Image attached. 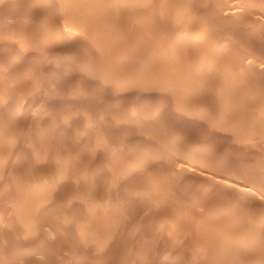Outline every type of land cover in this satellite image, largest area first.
Listing matches in <instances>:
<instances>
[{
	"label": "rangeland",
	"instance_id": "obj_1",
	"mask_svg": "<svg viewBox=\"0 0 264 264\" xmlns=\"http://www.w3.org/2000/svg\"><path fill=\"white\" fill-rule=\"evenodd\" d=\"M12 1L13 2H17L16 0H11V1L10 0H0V234H4L5 235V237H4V235L0 236V262H3V264H9V262H10V264H36V261L38 262L37 264H44V263L45 264H60V263L61 264H67V263L70 264V262H71V264H76V262H78L77 264H83V263L84 264H91V263H93V264H102L101 261L103 260L104 261L103 264H108L109 262H110L109 264H126V263L127 264H130V263L131 264H134V263L135 264H150V263L152 264L154 261H155L154 264H156V263L159 264L160 263L159 262L160 261V257L162 258L163 255L166 256L167 255L166 252H168V249L172 247V250L171 249L169 250V252L171 251V253L168 252V254H173V255H175L174 257H178V258H176L177 263H175V264H179V263L180 264L181 263L182 264L183 263H185V264L186 263L187 264H199V262H200V264H206V263L207 264H211V261L213 259L217 263L219 260L223 261L222 258L225 255H223L222 258H221V255L219 254V252L223 248L224 249L227 248V250L225 249L227 252L223 249L226 252L225 253L226 256L228 255L227 254L228 252L230 254H232V257H230L231 255H228V257L233 258L234 260H232V261L235 262V264L237 262H238L237 264H244L245 263L244 260H246L245 264L249 263V261L252 264H254V262H256L255 264H263L264 263V259H263L264 258L263 257L264 256V250H263L264 249V234H263L264 233V231H263L264 230V187H263V185H264V177H263L264 176V173H263L264 172V149H263L264 148L263 147V145H264V143H263L264 142L263 141V139H264V137H263L264 136V132H263L264 131V128H263V126H264V119H263L264 118V116H263L264 115V108H263L264 107V102H263L264 101V99H263V97H264V94H263L264 93V39H263L264 38V0H181V1L180 0H174V2H173V0H172V2H170L171 0H148V1L147 0L146 1L145 0L144 1L143 0H138L139 4H138L137 0L136 1L133 0V2H131L132 0H111V1L110 0H108V1L104 0L106 2V4L102 0H101V2H99V0H97V2H99L100 4L97 3L96 1H95L96 3L92 2V3H94V4H92L91 3L92 0L91 1L87 0V1H89V4L91 3L90 7L92 8V10L88 6V4L86 6L87 8L85 7L86 10L85 9L84 10L87 11V13H89V15L91 13V17L92 18L88 15L90 17V19L93 20V21H95V19H96L95 22H97V20H98L99 24H104L103 25L104 26V29H103L104 32H102V31L101 32L104 33L105 35L103 34L102 38H104L106 36V33H105L106 30L105 29L109 28V25L107 24V22L108 23L112 22L113 24L111 23L110 26L113 25L112 27L115 28V29L110 27V29H108L107 32L109 31L108 33H115L116 34L117 38L115 37L116 39L114 38L112 40V42H114L116 44V45L114 44L115 46H118V49H120L121 47H122V49L120 51H117L118 53L115 52V54H114V52L111 51L112 48L107 47L105 45L103 46V44L100 45L99 43L103 41L102 38H101L100 30H99L100 33L98 32L97 33L98 36H97L96 29L93 28V27H91L93 29H90V28L88 29L87 28V30H85V33H87L86 31H89L87 34L82 33L81 30L76 28L77 29L76 32L78 33L77 35H79V33H80L81 38L86 36L85 39L83 38L84 40H86V42L84 41L83 42L84 44L83 43H81V44L79 43L78 46L74 47L77 44L73 40L70 43V44L73 43V45H70L68 43H67L68 45L66 44L67 47H66V45H64L68 49H69V46H73V47H70L71 48L70 50H68L69 51L68 52L69 58L67 59L68 56L65 57L66 59L62 57L63 60L66 61V62L64 61L65 63L63 62L61 57H59V55L56 56V53H57L56 52L57 50H55L56 48L55 49H54V47L53 48L51 47L52 49L50 48L51 45L52 46H55V45L54 44H50V42L48 44V42L46 40H47L48 33L50 34V32H52V31L54 32V30L56 29L55 27H57V31H58L57 32L55 30V32H57V34L56 33L55 34L59 35L62 32V30H65L66 26H68L69 28H70V26H72L71 24L68 25L69 22L70 23L73 22L72 24H74L75 17L73 15V18H71L72 17V14H71L72 11L69 12V10H66V9H69V8H71L70 10H72V8H73L71 6L66 8L68 6V4H65V3H68L70 0L69 1L60 0V2L64 1V2H61V3L58 0H53L52 1L53 3L51 2V0H37V1L36 0H18L19 2H17L16 5H14L15 3L13 4ZM31 1H33V2H31ZM74 1H75V3L77 2L76 0H74ZM152 1H154V2H152ZM179 1L181 3H178ZM8 2L11 3L10 6L7 4ZM46 2H48L50 4H48ZM119 2L121 3V5H119L120 4ZM159 2H161V3L163 2V3L161 4ZM175 2L178 3L179 5L176 4ZM62 3H64L65 6L66 5L67 6L65 7L64 4H62ZM71 3H69V4H71ZM110 3H112V4H110ZM114 3H118V4L115 5ZM131 3L132 4L134 3V4L132 5ZM147 3H148V5H147ZM55 4H57V5H55ZM60 4H62L60 7H62V8L65 7L66 9L65 8L64 9L59 8L58 6ZM128 4H130V5H128ZM151 4H153V5H151ZM174 4H175V6H173ZM51 5H53L55 7L52 8ZM171 5L173 6L172 9H171ZM49 6H51L52 9H49ZM150 6H151V8H150ZM190 6L192 7V9H191ZM47 7H48L49 10H51V11L53 10L52 12H54V11L57 12L56 13V19H55V17L51 18V19L50 18L49 19L46 18V17H49V16H46V12L48 10ZM188 7L190 9H188ZM94 8H95L96 11L94 10ZM134 8H135V10H133ZM39 9L41 11H39ZM54 9H56V10H54ZM143 9H144V12H143ZM148 9H150L149 12H148ZM15 10H17V11H15ZM32 10H33V12H32ZM37 10L39 12L43 11L41 13L42 15L39 14V12ZM74 10L75 9H73V11ZM88 10H89V12H88ZM109 10H110V12H109ZM125 10H126V12H125ZM145 10L147 11V13H146ZM187 10L189 12H187ZM35 11L39 15L34 13ZM59 11H61V12H59ZM117 11H118V13H117ZM191 11L194 12V13H191ZM22 12L23 13L24 12H27V13L29 12V14L31 13L32 17H31V19L29 18L30 20L27 19L28 20L27 21V20L24 19L25 21H27V23L29 22L28 24L22 20L24 18V17L23 18L21 17L22 16ZM93 12L96 15L94 14V16H93ZM98 12H99V15H97ZM182 12H183V14H181ZM32 13H34V14H32ZM65 13L67 14V16L70 14L69 16H71V17L65 16L66 15ZM107 14H109L110 17ZM18 15L21 18H17ZM33 15H35V16H33ZM43 15H45L46 17H43ZM58 15H61V16H58ZM103 15H106L108 18L106 16H103ZM180 15H181V17H180ZM40 16H41V18H39ZM95 16H97V17L101 16L102 17V21H100L101 18L99 19V18H97ZM121 16H123V18ZM34 17H35L36 21H31V20H35ZM62 17H63V19H62ZM147 17H148V19H147ZM44 18H46V19H44ZM106 18H107V20H103V19H106ZM144 18H146V19H144ZM40 19H42V20H40ZM43 20H45L47 23L45 21L42 22ZM91 20H89V21L91 22ZM147 20H148V22L146 23ZM37 21H38V23H37ZM52 21H53V23H52ZM103 21H104V23H103ZM31 22H32V24H33V22H35V23L33 25L32 24L30 25ZM61 22H63V24ZM225 22L228 23V25ZM39 23H41V26L45 25L46 28L48 26L49 27L51 26V27L45 29V27H41ZM141 23H142V25H141ZM152 23L155 24V25H153ZM36 24H38V26ZM47 24H48V26H47ZM105 24H106V26H105ZM232 24H234V25H232ZM27 26L29 28L31 26L30 29H33L34 33H33V30H29V28ZM118 26L121 28L120 32L117 29ZM176 26H178V27H176ZM237 26H239V27H237ZM63 27H64V29L59 31V29L63 28ZM105 27H108V28H105ZM146 27H148V30H147ZM151 27H152V29H151ZM160 28H162L163 30L166 29V30H164L165 32L162 29H160ZM193 28H194V30H193ZM238 28L239 29L241 28V29L239 30ZM19 29H20L21 32L19 31ZM44 29L46 31H44ZM70 29L73 30L74 28L71 27ZM111 29H112V31H111ZM158 29H159L161 34L159 33ZM171 29H173L175 31L177 30L178 32L176 31V33H175V31H173ZM200 29H202V30H200ZM237 29H238V32H237ZM47 30H51V31H47ZM72 30H69V31L71 32ZM75 30H73V31L75 32ZM244 30H245V32H244ZM250 30H251V32H249ZM67 31H68V29H67ZM97 31H98V29H97ZM151 31H153V32H151ZM169 31H170V33H169ZM171 31L173 32V35H171L172 34ZM231 31H233L234 34H232ZM19 32H20V34H18ZM45 32H46L47 35L45 34ZM191 32H193V33H191ZM206 32H208V34ZM235 32H237V33H235ZM32 33H33V35H32ZM209 34H211V35H209ZM148 35H149V37H147ZM197 35H198V37H197ZM252 35H254V36H252ZM259 35L261 37H258ZM18 36L19 37L21 36L22 39H20ZM34 36L35 37L37 36L36 40H35ZM88 36L90 37V39H89ZM124 36H125V38H124ZM137 36H139V37H137ZM181 36H183V38L185 36V39H187L186 38L187 36H189L188 39H190V36L193 37V39L192 38L190 39L192 44H190L191 42H188L189 44L183 43L184 45L180 44L177 47V44H176V46H175V44H174L175 42L173 43V40L176 41L177 38L178 37L181 38ZM243 36H244L245 39H243ZM135 37H136V39H135ZM153 37H155L158 40H155V38H153ZM158 37H161V38H158ZM32 38H34V40H32ZM44 38H45V41H44ZM128 38H130V39L128 40ZM167 38H169V39H167ZM210 38L212 39V41H211ZM259 38H261V39H259ZM79 39H77V41ZM96 39L97 40L100 39L102 41L99 40L100 41L99 42ZM160 39H162V40H160ZM89 40H90V42H89ZM170 40H172V41H170ZM213 40H214V42H213ZM216 40H217V42H216ZM41 41L42 42L44 41L43 44H41L42 43ZM223 41H225V42H223ZM92 42H94V43H92ZM123 42H125V43H123ZM136 42H138V44H136ZM159 42H161V43H159ZM210 42H213V43H210ZM260 43L263 46H261ZM23 44H24V47H23ZM93 44H95V45H93ZM202 44H204V46H203L204 48L202 47ZM207 44H208V46H207ZM249 44H250V46H249ZM87 45H89V46H87ZM30 46H31V48H30ZM64 46H62V47H64ZM86 46L88 47L87 49H86ZM98 46H99V48H98ZM123 46H125V47H123ZM170 46H171V48H170ZM10 47L12 48V50H11ZM47 47H48V49H47ZM100 47H102L101 49H103V50H101ZM104 47H107V49L104 48ZM160 47H161V50H160ZM16 48L19 51L18 50L16 51ZM66 48H64V49H66ZM73 48L74 49L76 48V50H72ZM95 48H96V50H95ZM151 48H152L153 51L151 50ZM186 48H188V49H186ZM179 49H180V51H179ZM24 50H25V52H24ZM50 50H52V52L54 50L53 53H55V54L53 55V53ZM61 50H62V48H61ZM167 50H169V51H167ZM188 50H189V52L186 53ZM195 50L198 51V52H196ZM207 50H208V52H206ZM15 51H16V53H15ZM22 51H23V53H22ZM70 51L74 55L76 54L75 58L78 60L77 63H75L76 59L73 58V60H71L72 57H74V56L71 54ZM76 51H78V52H76ZM87 51H88V53H87ZM74 52H76V53H74ZM159 52H160V56H158ZM11 53H14V54H11ZM18 53H20L19 54L20 56L18 55ZM45 53H46V55H45ZM48 53H51L50 56H49ZM80 53H82V54L84 53L83 55H85V57L82 56V54H80ZM109 53H111V54H109ZM167 53H169L170 55H168ZM175 53H177V54H175ZM77 54H78V56H77ZM100 54H101V56H99ZM163 54H165V55H163ZM181 54H182V56H181ZM198 54H199V57H197ZM70 55H72V56H70ZM79 55H80V57H83L82 58L83 61L81 60V58L78 59ZM174 55H176V57ZM200 55H201V57H200ZM217 55H219V56H217ZM88 56L90 57V60H89ZM145 56H146V58H144ZM194 56H196L197 58H195ZM203 56L205 57L206 60L204 59ZM108 57H110V58H108ZM114 57H115V60L113 59ZM122 57H125V58L123 59ZM164 57L165 58L167 57L166 58V62L164 60L165 59ZM183 57H184V59H183ZM217 57L218 58L220 57V58L218 59ZM9 58L10 59L12 58V59L10 60ZM129 58H130V60H129ZM135 58H136V60H135ZM142 58H143V61H142ZM162 58H163V61L161 60ZM209 58L212 59V60H210ZM226 58H227V60H226ZM7 59H9L11 62L9 60H7ZM180 59H183V60H180ZM188 59H191V61L188 60ZM16 60H18V61H16ZM147 60H149L150 62L147 61ZM152 60H153V62H152ZM20 61H21V63H18ZM23 61H24V63H23ZM80 61H82L83 63L80 62ZM85 61H87V62H85ZM168 61L172 62V63L169 64ZM198 61H199V64H198ZM234 61H235V63H233ZM9 62H10L11 65L9 64ZM103 62H104V64H103ZM181 62H182V64L180 65ZM193 62L195 64H193ZM205 62H206V64H204ZM210 62H211V64H208ZM85 63H86V65H85ZM96 63H97V65H96ZM166 63L169 66L172 64V66H170V67L166 66L167 65ZM184 63L187 64V66ZM200 63H201V65H200ZM25 64H27V65H25ZM72 64H73V66H72ZM74 64L75 65L78 64V65L75 66ZM83 64H84V66H83ZM153 64H155L156 66L153 65ZM176 64H178V65H176ZM100 65L103 66V67H100ZM150 65H151V67L153 66V68H151ZM158 65H159V67H158ZM227 65H230V66H227ZM236 65L239 66V68L236 67ZM95 66H97V67L95 68ZM139 66H140V68H139ZM218 66H219L220 69L218 68ZM65 67H67V70H66ZM81 67H82V69H81ZM112 67H114L115 69H113ZM163 67H165V68H163ZM168 67H169V69H168ZM18 68L21 69V70H18ZM57 68L59 69V71H58ZM71 68L74 70L75 73L72 72ZM85 68H87V69H85ZM188 68H189V70H188ZM200 68H202V69H200ZM13 69H15V70H13ZM102 69H105V72ZM117 69L123 70V71H120V72L122 74H124V75L119 76V78L118 77H112V76H115V75L111 74V73H114L113 70H115V72H116ZM172 69H173L174 72L172 71ZM179 69H180V71H179ZM198 69H200V70H198ZM82 70H84L85 72L84 71L80 72ZM216 70H218V71H216ZM155 71H157V72H155ZM158 71H160V72H158ZM213 71H214V73H213ZM238 71H239V73H238ZM14 72H15V74H14ZM24 72H26V73H24ZM103 72L105 73V75H104ZM133 72H134V74H133ZM143 72H145V73H143ZM203 72H204V74H202ZM95 73L99 74V75L95 76L96 75ZM153 73H155V74H153ZM172 73H174V75ZM223 73H224V75H223ZM241 73H243V74H241ZM75 74H77V75L75 76ZM137 74H139V76ZM141 74H143V75H141ZM178 74H180V75H178ZM131 75H132V77H130ZM136 75H137V77H135ZM177 75L180 76L181 78L180 77L178 78ZM194 75H196V76H194ZM210 75H211V77H210ZM222 75H223L224 79H222L223 77L221 78ZM251 75H252V77H251ZM74 76H75V78H74ZM133 76L135 77V79H134L135 82H134V80H131V79H133ZM170 76H172V77L170 78ZM99 77H101V78H99ZM110 77H112V78H110ZM234 77H236V78H234ZM113 78H115V80H114L115 82L113 81ZM228 78H229V80H228ZM239 78L245 79V81L249 79V81H246V82H247L248 85L250 83V85H249L250 87L249 86L248 87L240 86L239 84H237V81H235V80H237ZM77 79H78V81L80 80L79 81L80 83L77 81ZM84 79H85V81H84ZM95 79H97L98 81H94ZM169 79H175V80H177V82L175 80H170V82H169ZM203 79H204V81H201ZM160 80L161 81L165 80L163 82L164 84ZM182 80H183V82H182ZM259 80L261 81V83L259 82ZM153 81H154V83H153ZM189 81H190V83H189ZM198 81H200V82H198ZM220 81H222V82H220ZM231 81H233V82H231ZM93 82L97 83L99 86L97 84H95V83L93 84ZM107 82H110V83H107ZM119 82H120V84H119ZM168 83H169V85H168ZM225 83H226V85H225ZM230 83H232V85H233L232 87H229ZM107 84H108V87H107ZM112 84H113V87H112ZM174 84H176V85H174ZM181 84H184V85H181ZM202 84L204 86H202ZM212 84H214L213 87L211 86ZM88 85H89V87H88ZM164 85H166V86L168 85L167 86L168 89H166L167 87H161V86H164ZM172 85L174 86V88H173ZM92 86H93V88H92ZM126 86H128V87H126ZM155 86H157V87L155 88ZM180 86H182L181 87L182 88L181 91H180ZM186 86H188V87H186ZM251 86L253 88L251 90H249L251 88ZM109 87H111V88H109ZM120 87H122V88L124 87V88L123 89L122 88L119 89ZM197 87H199V88H197ZM215 88L218 90V92H216ZM225 88L227 89V92L224 91ZM237 88H238V92L237 91L235 92V90H237ZM239 89H241V90H239ZM255 89H258V90H255ZM94 90L96 92H94ZM189 90H190V93H189ZM253 90H255V91H253ZM200 91H201V93H200ZM196 92H197V94H196ZM207 92H208V94H207ZM214 92L216 93V95H215ZM239 92H241V93H239ZM246 92H247V94H246ZM243 93H245V95H244L245 98H243ZM176 94L178 96H176ZM210 94H212V95H210ZM220 94H221V96H220ZM227 94L230 95V98H232V100L234 98H236V100L234 99L232 102H236V101H238V102L231 103V108H228V109L225 108L226 110H228V112L225 109H223L225 111L224 112L222 110V107L224 108V105L227 104L226 103L227 98L230 99L229 95L227 96ZM257 94H258V96H257ZM98 95L100 97H98ZM153 95L155 96V99H153L154 98ZM173 95H175V96H173ZM207 95H209V97ZM236 95H237V97H236ZM91 96L92 97L94 96V98H92ZM157 96L162 97V99L157 97ZM205 96H207L208 98L205 97ZM213 96H214V98H213ZM232 96H234V98ZM156 97L159 98V99H156ZM217 97H218V99H217ZM241 97H242V101L243 102H241ZM238 98H239V100H238ZM255 98L257 100L258 99L259 100L257 101ZM183 99L186 100V101H184ZM195 99H196V101H195ZM98 100H100V101H98ZM181 100H183V101H181ZM162 101L164 102V104H163ZM255 101H257V103ZM160 102L164 105V107H163L162 104H160ZM220 102H221V104H220ZM197 103H199V104H197ZM202 103H204V104L202 105ZM173 104H174V106H173ZM180 104H181V106H180ZM187 104L189 106H187ZM211 104H213V105H211ZM165 105H168L169 107L168 106L165 107ZM182 106H184V107H182ZM219 106L221 108V111H223L224 113H221V111L219 109ZM260 106L262 107L263 110L261 109ZM200 107H201V109H200ZM215 107L217 109H219V110H215L216 109ZM151 108L153 109V111H152ZM179 108L181 109L182 112L180 111ZM171 109H173V111ZM176 109H178V111L181 114H179V112L176 111ZM197 109H199V110L197 111ZM230 109H231V111H230ZM245 109H248L250 111L245 110ZM203 110H205L204 113H202ZM218 111H219V113H218ZM241 111H243V113ZM255 111H256V113H255ZM187 112L190 113V114H187L188 117L186 116ZM153 113H154V115H153ZM211 113H214V114L211 115ZM110 114H113V115L110 116ZM114 114H115V117H114ZM53 115H55V117H53ZM87 115H91V116H87ZM107 115H109V117ZM163 115H164V117H163ZM196 115L198 116V118H197ZM200 115L201 116L203 115V116L201 117ZM207 115H209V116H207ZM210 115L213 118L209 119ZM220 115H223L224 117L220 116ZM96 116H98V118ZM117 116H118V118H116ZM215 116L217 118H219V119H217ZM69 117L70 118L72 117L71 118L72 120ZM83 117H85V118H83ZM119 117H121V118H119ZM134 117H136V118H134ZM86 118L88 119V121H87ZM103 118L105 119V121H104ZM107 118H109V121H107L108 120ZM232 118L233 119L236 118V119L233 120ZM51 119H54V120L56 119V121H54V120L51 121ZM64 119H66V120H64ZM90 119L92 120V122H91ZM210 120H211V122H210ZM222 120H224V121H222ZM197 121H198V123H197ZM214 121H215V123H214ZM239 121H241V122H239ZM247 121L248 122L250 121L251 123L250 122L248 123ZM68 122H70V123H68ZM228 122H231V123H228ZM49 123L50 124L53 123V124L49 125ZM62 123L63 124L65 123V124L63 125ZM84 123H86V126H85ZM56 124H58V125H56ZM60 124L62 125V127L60 126ZM87 124H88V126L90 125L89 126L90 128L87 126ZM92 124H94V125H92ZM250 124H252V125H250ZM65 125H66V127H64ZM163 125L164 126L166 125L167 127L165 126V127L161 128V126H163ZM238 125L241 126V127L239 128ZM256 125L257 126L260 125V127L259 126L257 127ZM79 126H81L82 128L79 127ZM87 127H88V130H87ZM98 127L101 128V130H100L101 134H100V131H99ZM102 127L104 129H102ZM170 127H172L173 129L170 128ZM188 127L190 128V130H189ZM191 127L193 129V132L191 131ZM196 127L198 129L195 132ZM226 127H228L229 129H227ZM230 127H232V128L230 129ZM256 127H257V129H255ZM202 128H203V130H202ZM233 128H234V130H233ZM260 128L261 129L263 128V129L261 130ZM81 129H83V130L85 129L86 133H85V130L81 131ZM89 129L90 130L92 129V130L89 132ZM161 129H164V130H161ZM213 129H215V130H213ZM248 129H250V130H248ZM110 130H111V132H110ZM158 130H161V131H158ZM206 130H208L207 133H206ZM176 131L177 132L180 131V132L176 133ZM186 131H188L189 133L186 132ZM204 131H205V133H204ZM259 131H261L263 133H261ZM3 132L4 133L6 132V133L4 134ZM51 132H52V135H51ZM92 132H93V134H91ZM243 132H245L246 134L243 133ZM248 132L251 134V136H249L250 134ZM55 133H56V135H59L58 138L55 135ZM186 133H187V136H186ZM218 133H220L221 135L218 134ZM170 134H171V136H170ZM198 134H201V135H199V137H198ZM246 135H247V137H246ZM87 136H88V138H87ZM162 136H163L164 140L161 139ZM179 136H180V138H179ZM188 136H191V137L188 138ZM233 136L234 137L236 136V137L234 138ZM59 137H61L62 139H60ZM84 137H85V140L83 139ZM238 137H239V139H238ZM240 137H242L243 139L240 138ZM252 137H254V138H252ZM255 138H257V139H255ZM260 138H261V140H259ZM80 139H82V141ZM87 139H89V140H87ZM212 139H213V141H212ZM216 139L218 141H215ZM244 139L245 140L248 139L249 142L247 140L245 141ZM86 140H87L88 143H85ZM100 140H102V141H100ZM226 140H228V141H226ZM256 140H258V141H256ZM75 141H77V142H75ZM98 141L100 142V145H99ZM105 141H106V143H105ZM239 142H241V143H239ZM174 143L175 144L176 143H178V144L180 143L179 144L180 146L177 145V144H176L177 145L176 146ZM242 143H244V144H242ZM48 144H49V147H48ZM102 144H104V145H102ZM108 144H109V146H108ZM210 144H212V145H210ZM251 144H253V146ZM84 145H86V146H84ZM91 145H92V149L93 150H91ZM93 145H95V146L93 147ZM111 145H112V147H111ZM171 145H174L176 148L174 146H171ZM206 145H207V147H206ZM242 145H243V147H242ZM246 145L249 148L246 147ZM41 146H42V148H40ZM97 146L98 147L101 146V147L95 148ZM105 146H107L110 151L112 150L111 151L112 153ZM225 146H226V148H225ZM216 147H217V149H216ZM250 147L251 148L253 147V148L251 149ZM74 148H75V150H74ZM212 148H213V150H212ZM224 148H225V150H224ZM96 149H97V152H96ZM101 149L103 150V152H102ZM79 150L82 151L81 153H83L85 155L81 154ZM98 150H100V151H98ZM38 151H40V152H38ZM41 151H42V153L44 155L41 153ZM57 151H58V153L59 152L62 153L64 158L62 157L61 154H59L60 155L59 156L58 153H56ZM66 151L67 152L69 151V152L66 153ZM107 151L110 152V153L108 154ZM223 151H225V152H223ZM63 152H65V153H63ZM72 152L75 153L76 155L73 154ZM91 152L93 154H91ZM210 152L213 153V155ZM45 154H46L47 157L45 156ZM70 154H71V156H70ZM94 154L95 155L97 154V155L95 156ZM101 154L105 155V156H102ZM118 154H119V156H117ZM39 155H41V156H39ZM79 155H81V156H79ZM224 155H225V158H224ZM44 156H45V158H43ZM56 156H58V157H56ZM66 156H68V157H66ZM130 156H133V157H130ZM213 156H215V159H213L214 158ZM65 157L67 158V160L69 159L68 163L69 164L71 163L72 165L71 164L70 165L66 164V166H65V163H67V162H65V161H67ZM76 157H78V158H76ZM91 157H93V158H91ZM102 157L105 158L104 159L105 161H102L103 160ZM109 157H110V160L108 159ZM59 158H62L63 160L65 159L64 162H63L62 159H59ZM127 158L130 159V162H129V160ZM89 159H90L91 162L89 161ZM93 159L95 161L94 165H93V162H92ZM122 159L127 161V162L124 163V161ZM114 160H115V162L116 161H118V162L114 163ZM107 161H110V162L108 163ZM103 162H104V164H103ZM62 163L64 164V166L62 165ZM118 163H120V164H118ZM122 163L124 165H126V166H124ZM73 164L75 165V167H73L74 166ZM99 164H101V165L99 166ZM105 164H106V168H104ZM250 165H251V167H250ZM98 166H99V168H97ZM107 167H109L110 169L107 168ZM93 168L96 171L95 170H90V169H93ZM243 168L244 169L246 168V169L244 170ZM62 169L64 170V172L60 171ZM71 169H75V171L71 170ZM114 169H116L117 172ZM258 169H259V171H258ZM80 170H82V171L80 172ZM246 170L247 171L249 170V171L246 172ZM152 171L154 173L156 171L157 172H156V174H154ZM253 171H254V173H253ZM58 172H59V174L61 176L58 174ZM101 172L103 174H101ZM128 172L131 174V176L129 175ZM54 173L55 174L57 173V174L55 175ZM74 173L76 174V176H75ZM247 173L249 174L248 176H246ZM65 174H66V177H65ZM80 174H81V177H79ZM105 174H106V177H105ZM150 174H151V176H150ZM251 174H252V176H251ZM113 175L114 176L117 175V178L115 179V177H112ZM132 175H133V177H132ZM62 176H63V179H60V178H62ZM82 176L84 178L86 176L87 178L84 179ZM99 176H100V178H99ZM118 176H119V178H118ZM141 176H143V177H141ZM250 176L253 179H251ZM255 176H256L257 179L254 178ZM259 176H260V178H259ZM108 178H109V180H108ZM258 178L260 180L256 181V180H258ZM58 179H59V181H61V180L62 181L59 183ZM78 179H81L84 182H81ZM89 179H91L92 181H90ZM117 179H119V180H117ZM123 179H125V180L123 181ZM132 179H133V182H132ZM138 179H139L140 183H139V181L137 182ZM54 180H55V182H54ZM77 180H78V182H77ZM135 180H136V182H135ZM142 180H144V181H142ZM150 180L153 181V182H151ZM56 181L58 182V184H55ZM103 181H104V183H103ZM108 181L110 182V184H109ZM92 182H93V185H91ZM99 182L102 183V184L100 185ZM143 182H145L144 183L145 185L143 184ZM159 182H161V183H159ZM77 183H78V185H77ZM79 183L82 186H80ZM112 183L113 184L115 183L116 185L115 184L113 185ZM151 183H152V185H151ZM258 183H260V184H258ZM32 184L35 185V186H32ZM107 184L109 186H112V185L113 186L111 188H109V186ZM121 184H122V187H121ZM138 184H140V185L138 186ZM147 184H149V185H147ZM155 184H156L157 187L155 186ZM61 185H63V186H61ZM89 185H91L92 187L89 186ZM106 185H107V187H106ZM158 185H159V187H158ZM103 186H105L106 188L103 187ZM124 186L125 187L128 186L127 189H130V190H127ZM142 186H143V188L140 189L139 187H142ZM146 186H150V187H146ZM42 187H45V189L47 191L44 188L42 190L41 189ZM75 187H76L77 190L75 189ZM94 187H96V188H94ZM102 187H103V189H102ZM153 187H156V188H153ZM27 188L28 189L30 188L31 190H28ZM56 188H57V190H56ZM61 188H63V189H61ZM138 188L140 189V191L142 190V192L138 191ZM149 188H150V190H149ZM36 189H38V190H36ZM107 189H108V191L110 189L111 192L110 191L108 192ZM113 189L116 190L115 193L116 194L118 193L117 195L114 194V190ZM40 190H41V192H40ZM123 190H124V192H123ZM136 190H137V193L140 192V194L139 193L135 194ZM151 190H152L153 194H155V193L156 194L153 195L151 193ZM13 191H15L16 193L13 192ZM37 191H39V194L35 193ZM56 191H57V193H56ZM89 191H92V192H89ZM154 191H155V193H154ZM27 192H28L29 195L28 194L26 195ZM33 192L35 193L34 196H32ZM42 192H43V194H42ZM46 192L47 193L50 192V193H48L49 197H48V195L45 196V194H47ZM84 193H86V194H84ZM87 193H88V196H87ZM100 193L102 194V196H101ZM125 193L128 194V195H123ZM144 193H145L146 197L144 196ZM146 193L148 194L149 197H147ZM160 193H161V195H160ZM18 194H20V195L18 196ZM75 194L78 195L79 197H77ZM141 194L144 197L140 196ZM150 194H152L151 198H150ZM50 195H52V196H50ZM55 195H58V196L56 197ZM97 195H99V196H97ZM109 195H111L110 197H112L113 199L109 198ZM159 195H160V198H159ZM31 196L34 198V200H35V197H38L39 199H36V201L33 200L34 202H31V198H32ZM169 196H170V198H169ZM9 197H11V198H9ZM16 197H18L16 202L17 203L20 202L21 205H20V203L17 205L16 202L10 203V200H11V202L15 201ZM122 197H123V199H122ZM141 197H142V200H141ZM171 197H174L175 200L178 199L177 200L178 202L175 201L174 198L171 199ZM44 198H46V199L50 198V200H48V199L46 200ZM56 198H58V199L56 200ZM69 198H71V199H69ZM104 198L106 199V201L108 203H105L106 201L104 200ZM107 198H108V200L110 199L109 200L110 202L107 200ZM146 198H149V199H147L148 201L146 200ZM191 198H195L196 200L195 199L192 200ZM168 199H171V200H168ZM21 200H24L23 201L24 203ZM37 200H39V201H37ZM68 200H70V201H68ZM80 200H82V201H80ZM142 201H144L143 202L144 204L141 203ZM171 201H172V203H171ZM39 202H40V205H39ZM43 202L44 203L46 202V203L43 204ZM112 202H113V205H112ZM116 202H118L119 204L116 203ZM120 202H122V205L120 204ZM125 202H127V203H125ZM156 202H157V204H154ZM162 202H164V203H162ZM22 203L25 204V207L26 208L28 207L29 209L28 208L26 209L23 206ZM34 203L37 204V205H35L33 207ZM151 203H152V205H151ZM174 203H177L176 204L177 207L175 206ZM110 204L114 208H112ZM126 204H127L128 207L126 206ZM76 205H78V206H76ZM83 205L84 206H88L89 208L90 207L91 208L93 207V208L89 209L87 207H84ZM95 205L96 206L99 205V206L96 207ZM116 205H117V207H116ZM131 205L133 206V208H132ZM143 205H145V206H143ZM156 205H158V206L160 205V206L156 208ZM184 205H186V206H184ZM198 205H200V206H198ZM178 206H179V208H178ZM118 207L122 208V209H119ZM171 207H172V209H171ZM1 208H2L3 211L1 210ZM76 208H78V209H76ZM99 208H100V210H99ZM115 208H117V210ZM126 208L127 209L129 208L130 211L127 210ZM166 208H168L169 210L166 209ZM181 208H182V210H180ZM74 209L76 211H74ZM108 209H110V211ZM112 209H113V212H112ZM133 209H135V210H133ZM144 209L145 210L150 209V210L145 211ZM34 210H35V212H34ZM43 210H44V212H43ZM77 210H79V211H77ZM90 210H91V212H90ZM131 210L134 211V213H132ZM177 210L178 211L180 210V213ZM1 211L3 212V214H2ZM16 211H21V213L23 211L24 213H22L19 216V215H16V214H20V213L16 212ZM105 211L107 213H109V214L108 215H107V213L104 214ZM115 211H116V213H115ZM121 211H122V213H120ZM170 211H172V213ZM182 211H183V214L185 212L184 216L185 215H187V216H185V217L182 216V213H181ZM75 212H77L78 214H76ZM89 212H90V214H89ZM144 212H146V215H148V213H149V215L148 216L144 215L145 214ZM161 212H164V213H161ZM194 212H196V213H194ZM29 213H31V214L29 215ZM42 213L45 216V218L42 217L43 216ZM45 213H46V215H45ZM111 213H114V215L112 214L114 217L111 215ZM127 213H128V215H127ZM175 213H177V214L175 215ZM186 213H188V214H186ZM7 214H9L10 216L6 219L4 217L5 216L7 217ZM33 214H35V217L33 216ZM38 214L39 215L41 214L42 216L40 215L41 216L40 217ZM132 214H133V216H132L133 218L131 217ZM141 214H143V215L141 216ZM158 214H159V217H158ZM28 215H29V217L31 216L32 221H33V219H35L34 222H29L31 219H29ZM76 215H77V217H75ZM83 215H85V217ZM96 215H97V217H95ZM180 215H181V217H180ZM23 216L26 218V221H25ZM128 216H129V218H128ZM154 216H156V217H154ZM160 216L163 217V218H161ZM190 216L192 218H190ZM21 217H23V218H21ZM38 217H40L39 220H38ZM105 217H106V219H104ZM107 217L110 218L111 222H110V220ZM119 217L121 219H119ZM141 217H145V218L141 219ZM148 217H149V219H148ZM10 218H11V220H10ZM13 218H17L18 220L17 219H13ZM76 218H77V220H76ZM93 218L95 219L94 220L95 222L92 220ZM100 218H103V220L100 219ZM111 218H114V219L112 220ZM146 218H147V220H146ZM28 219H29V221H28ZM99 219H100V223H99ZM126 219L127 220L129 219V221H127ZM139 219H140V222H138ZM4 220H6V221H4ZM36 220H38L39 223ZM117 220H118V222L120 221L119 223H121V224H119L117 222ZM153 220H154V222H153ZM178 220H180V221L178 222ZM10 221H11V223H10ZM15 221H17L18 223L15 222ZM80 221H83V222L80 224ZM113 221H116V222H114L116 224H114ZM209 221H211V222H209ZM23 222H24V224H23ZM25 222H29V223H25ZM40 222H41V224H40ZM73 222H77V223H75V225H74ZM78 222H79L80 228L78 226ZM93 222H94V224H93ZM128 222H130V223H128ZM132 222L135 223L134 224L135 226H136V224H139L138 226H136L134 233L132 231L134 230L133 227H135V226L133 225ZM143 222H144V224H143ZM145 222L147 224H145ZM212 222L214 223L215 226H213ZM221 222L224 223V224H222ZM32 223H33L34 226L32 225ZM179 223L181 225H178ZM206 223H207V225H206ZM211 223H212V225H211ZM28 224H29V226H28ZM70 224H72V225H70ZM96 224H97V226H99L101 224L98 227V229H97ZM111 224L114 225V228L115 227H117V228L114 230L113 225H111ZM158 224L160 226H162L163 228L159 227ZM162 224H164V225H162ZM195 224H198V225H195ZM202 224L206 225V228ZM262 224H263V226H262ZM83 225H84V228H86L87 231L84 230ZM154 225H156V226H154ZM242 225H244V226H242ZM89 226H92V227H89ZM103 226H104V228H103L104 231H103V229H101ZM121 226H122V228H121ZM181 226L183 227L184 230L181 228ZM188 226L190 228L191 227L192 228L190 229ZM201 226L204 227L205 229L202 228ZM218 226L220 227V231H218L219 230ZM227 226L230 227L229 230H228ZM245 226H247V227H245ZM256 226H257V228H256ZM141 227H143V228H141ZM155 227H158V228H155ZM184 227H188V228H184ZM193 227H194V229H193ZM217 227H218V229H217ZM250 227H252V228H250ZM258 227H259V229H258ZM65 228H69V229L65 230ZM129 228H130V230L132 228L131 232H132L133 235L130 233ZM137 228H138L139 231L137 230ZM165 228H167L166 229V234L164 232ZM176 228H178V229H176ZM214 228H215V230H214ZM253 228L257 229V235L258 236L256 234H254L255 236H253V234H251V233H253L251 231V229H253ZM76 229H77V231H76ZM92 229H93V231H90ZM122 229H124V230L122 231ZM200 229L201 230L204 229V230L200 231ZM23 230H25V231H23ZM64 230H65L66 233L67 232L68 233L66 234L64 232ZM73 230H74V232H73ZM149 230H151V231L149 232ZM160 230L161 231L163 230V231L160 232ZM198 230L200 231V233H199ZM230 230H232V231L230 232ZM239 230H240V233H239ZM241 230H243V231H241ZM12 231H14V233H15L14 235H13ZM54 231H55L54 234H56L57 237H55V235H53ZM85 231H86V233H84ZM99 231L101 233V236H100L101 239H99V237H98L99 236ZM114 231H116L115 234H114ZM125 231H127L131 235L128 234L127 232H125ZM195 231H197V232H195ZM246 231L250 232V234H248L246 237H249L251 235L250 237L253 238V239L251 240L250 237H249V238H246V240L244 242L243 240L245 239V237H244L245 235H243V234ZM61 232H63V233H61ZM91 232H93V233H91ZM103 232L105 233V235H102ZM110 232H111V234H110ZM170 232H171L170 235H172V234H173V236L175 235L174 238L177 237L176 239H174L173 236H172V238L176 242L175 241L173 242V239L171 238V236L168 235V233H170ZM202 232H204V233H202ZM206 232L209 233V234L207 233L208 237H206L207 236ZM227 232L230 233V235H228V237H227V234H226ZM7 233H9L8 237L6 236ZM79 233H80V235H78ZM87 233H88V235L89 234L90 235L88 236ZM116 233H117V235H116ZM254 233H255V231H254ZM11 234H12V239H11ZM73 234L76 235V238H75V236ZM91 234H92V236H91ZM94 234H95V237L92 238L94 236ZM124 234L125 235L128 234L126 236H128L129 238H127ZM200 234L201 235L203 234V235L201 236ZM71 235H73L74 237L71 236ZM77 235L79 237H77ZM82 235L83 236L85 235L84 238H83ZM134 235H136V236H134ZM139 235H141L143 237H141ZM161 235H162V237H161ZM197 235H198V237H197ZM104 236H105V239H103ZM122 237H124V238H122ZM130 237L132 239H130ZM133 237H135V238H133ZM144 237L145 238L147 237V238L145 239ZM165 237H167V238L169 237V238L167 239ZM219 237H220V239H219ZM226 237L229 238L230 240L227 239ZM254 237H256V239ZM106 238H107V241H105ZM126 238L128 240H126ZM136 238L140 239V240H137ZM200 238H201V240H199ZM207 238H209V239H207ZM59 239L63 240V242L60 241ZM78 239L80 240V242H79ZM90 239H92L94 241H92ZM134 239H136V242H135ZM162 239H163V241H162ZM171 239H172V242L176 243L179 247L178 246L176 247V245L174 246V244L171 242ZM191 239L192 240L194 239L193 240L194 242ZM231 239H232V241H231ZM238 239H239V241L241 240V242H238ZM82 240H85V242L82 241ZM131 240H132V242H131ZM169 240H170V242H169ZM183 240H185V241L183 242ZM197 240L199 241L198 243H197ZM202 240H204V242ZM253 240H254V242H253ZM101 241L102 242L104 241V243H102ZM218 241H220V242H218ZM247 241L249 243L251 242V244H247ZM3 242H6V243H3ZM86 242H88V244ZM95 242H97V243H95ZM107 242H109V243H107ZM125 242H127V243H125ZM188 242H189V244H188ZM190 242L191 243L193 242L192 243L193 245H191ZM215 242H217V243H215ZM66 243H67V245H66ZM91 243L94 246H91ZM169 243H171L170 244L171 246H169ZM184 243H186V246H185ZM200 243H201V246H203V247L198 245ZM202 243L204 245L206 244L205 245L206 247H204V245H202ZM220 243H223V244H220ZM238 243H239V245H238ZM242 243H243L244 246L242 245ZM96 244L99 245V246H97ZM127 244L128 245L132 244L133 246L134 245H136V246L133 247L131 245L132 247H130ZM150 244H151V247H150ZM162 244H164V245H162ZM194 244H197V245H195L196 247L194 246ZM228 244L230 246V249H229ZM40 245H42V246L39 247ZM76 245L77 246L79 245V246L77 247ZM101 245L103 246L104 249H105L104 245H106L107 249H105V251H104L103 248H102L103 250H100L99 248L102 247ZM112 245H114V246H112ZM142 245L144 246V248H142ZM189 245H191V246H189ZM208 245H209V247H208ZM213 245H215V246H213ZM219 245L221 246V249H218V248H220ZM246 245H249L248 246L249 248H247ZM87 246H89V247L91 246V248H89ZM108 246L109 247L112 246L111 249H108L109 248ZM137 246H139V247H137ZM148 246L151 249L147 248ZM152 246H154V247H152ZM47 247H48V249H47ZM94 247L95 248L98 247L97 248L98 249L97 252H96V249H94ZM184 247H185V249H183ZM253 247H256V248H254L255 250L253 249ZM67 248H68V250H67ZM78 248H80V249H78ZM82 248H83V250H81ZM132 248H134V249H132ZM155 248H158V249H155ZM250 248L252 249V251L250 250ZM49 249H50V253L48 254L49 251H47V250H49ZM187 249L189 250V253H192V254L187 253L188 252ZM194 249H197V250H194ZM217 249H218L217 252H218L219 255L216 252ZM228 249L230 251H232L231 249H233L232 253ZM84 250H85V252H84ZM91 250H93L92 252H95V253H92ZM109 250H110V252H109ZM117 250H118L119 253L117 252ZM138 250L141 253V255L139 254ZM144 250H146V251H144ZM160 250H162L165 254H163V252L160 251ZM185 250H187V251H185ZM223 250L221 251V253L224 252ZM235 250L239 252V253L237 252L238 255H237V253H235L236 252ZM40 251H41V253H40ZM57 251H59V252L62 251L63 254H62V252L58 253ZM88 251L91 252L92 255ZM99 251H101V252H99ZM125 251L128 254H126ZM176 251H177V253H176ZM73 252H75V253L77 252V253L75 254ZM146 252H148V253H146ZM212 252L213 253L215 252V253L212 254ZM39 253H40V255H39ZM54 253H55V255H54ZM87 253H88V255H86ZM154 253H155L156 257H155V255H153ZM59 254H60V256H59ZM71 254L73 255L74 259H73ZM115 254H117V255L115 256ZM137 254H138V256H136ZM183 254H184V256H183ZM199 254H200V256H199ZM233 254H235L234 256H238L236 258H240V259H241V255L240 254H242L244 257H246V256L247 257H246V259H244L242 257L241 260H239V259L237 260L236 258H234ZM258 254H261L263 256L258 255ZM45 255L47 257H45ZM64 255L67 258H65ZM125 255L126 256L128 255L127 258H126L128 260H125ZM192 255H194V257ZM202 255L204 257H202ZM211 255H213V256H211ZM80 256H81V258H80ZM129 256H131L133 259L131 257H129ZM179 256H181V258H179ZM186 256L188 257V259H184L183 258V257L187 258ZM209 256H211V257H209ZM216 256H218L217 257L218 261L216 260ZM115 257H116L117 260L115 259ZM134 257L137 258V259H135ZM260 257L261 258L263 257V258L260 259ZM2 258H3V260L1 261ZM6 258L9 259V260H7ZM50 258L52 259V261H51ZM88 258H89V260H87ZM99 258H101V259H99ZM145 258H146V261H145ZM204 258H205V260H204ZM225 258H227V257H225ZM230 258H228L227 261L224 260L222 262V264L224 262H226L227 264H232V261H230V262L228 261ZM44 259L46 261H44ZM54 259L55 260L57 259L56 262H55ZM66 259H68V260L71 259V260L69 262ZM77 259H78V261H77ZM81 259H82V261H81ZM92 259H93V261H92ZM162 259H164V258H162ZM63 260H66V261H63ZM139 260H141V261H139ZM203 260H204V262L202 263ZM5 261H7V262H5ZM74 261H75V263H74ZM94 261H95V263H94ZM97 261H98V263H97ZM136 261H138V262H136ZM180 261H182V262H180ZM220 261L218 262L219 264H221ZM64 262H67V263H64ZM161 263L163 264V261H161ZM216 263H214V261H213V264H216ZM0 264H2V263H0Z\"/></svg>",
	"mask_w": 264,
	"mask_h": 264
},
{
	"label": "bare ground",
	"instance_id": "obj_2",
	"mask_svg": "<svg viewBox=\"0 0 264 264\" xmlns=\"http://www.w3.org/2000/svg\"><path fill=\"white\" fill-rule=\"evenodd\" d=\"M10 1H11V0H10ZM16 1L19 2L18 0H16ZM36 1H37V0H36ZM52 1H53V0H51V2H52ZM58 1L60 2V0H58ZM64 1H69V0H64ZM64 1H61V2H64ZM72 1H73V2H72ZM76 1H77V2L75 3L74 0H70L68 3H65V4H68V6L66 5L67 7L65 6L64 3H62V4H64V6H65L66 8H68V7H70V6L73 7L72 10H70L71 8L66 9L65 7H63V8L60 7L62 4H60V5L58 6L59 8H62V9L65 8L66 10H69V12L72 11V12H71L72 17L69 16L70 14H69L68 16H67L66 13H65L66 15L64 14V15L67 16V17H71V18H73V15H74V17H75V20H76V21L74 20V24H72L73 22H71V23L69 22V23H68V25H70V24L72 25V26H70V28H71V27L74 28L73 30H75V29L77 28V29L81 30L82 33H85V30H87V28H88V29H89V28H90V29L95 28V29H96V34L99 32V30H100V32H101V31L104 32V30H103V29H104V26H103L104 24H99V21H98V20H97L98 23L95 22L96 19H95V21L91 20V19H90V17H91V13H90V15H89V13H87V11H85V10H86L85 7L87 6V4H88V6L90 7V6H91V3H92V2H95V1L97 2V0H94V1H93V0H92V1L90 0V1H91L90 4H89V1H87V0H76ZM102 1H104V0H102ZM107 1H108V0H107ZM110 1H111V0H110ZM110 1H109V2H110ZM135 1H136V0H135ZM137 1H138V0H137ZM143 1H144V0H143ZM145 1H146V0H145ZM147 1H148V0H147ZM180 1H181V0H180ZM180 1H179L178 3H181ZM6 2H7V1H6ZM12 2H13V1H12ZM17 2H13V4L15 3L14 5H16ZM21 2H22V1H21ZM31 2H33V1H31ZM40 2H41V1H40ZM61 2H60V3H61ZM71 2H72V3H71ZM96 2H95V3H96ZM99 2H101V0H99ZM99 2H97V3H99ZM104 2H105V1H104ZM125 2H126V1H125ZM131 2H133V0H132ZM152 2H154V1H152ZM170 2H172V0H171ZM173 2H174V0H173ZM176 2H177V1H176ZM176 2H175V3H176ZM22 3H23V2H22ZM27 3H28V2H27ZM35 3H36V2H35ZM46 3H48V2H46ZM52 3H53V2H52ZM54 3H55V2H54ZM69 3H71V4H69ZM74 3H75V4H74ZM107 3H108V2H107ZM119 3H120V2H119ZM127 3H128V2H127ZM129 3H130V2H129ZM141 3H142V2H141ZM145 3H146V2H145ZM159 3H161V2H159ZM162 3H163V2H162ZM162 3H161V4H162ZM168 3H169V2H168ZM168 3H167V4H168ZM178 3H176V4H178ZM7 4L10 6L11 3L8 2ZM38 4H39V3H38ZM38 4H37V5H38ZM48 4H50V3H48ZM92 4H94V3H92ZM99 4H100V3H99ZM102 4H103V3H102ZM105 4H106V2H105ZM110 4H112V3H110ZM114 4L116 5V4H118V3H114ZM125 4H126V3H125ZM131 4H132V3H131ZM133 4H134V3H133ZM133 4H132V5H133ZM135 4H136V3H135ZM138 4H139V1H138ZM143 4H144V3H143ZM164 4H165V3H164ZM14 5H13V6H14ZM23 5H24V4H23ZM31 5H32V4H31ZM46 5H47V4H46ZM55 5H57V4H55ZM107 5H108V4H107ZM119 5H121V3H120ZM119 5H118V6H119ZM122 5H123V4H122ZM128 5H130V4H128ZM136 5H137V4H136ZM145 5H146V4H145ZM147 5H148V3H147ZM151 5H153V4H151ZM178 5H179V4H178ZM18 6H19V5H18ZM34 6H35V5H34ZM51 6H52V8L55 7V6H53V5H51ZM51 6H49V9H52ZM98 6H99V5H98ZM100 6H101V5H100ZM113 6H114V5H113ZM126 6H127V5H126ZM169 6H170V5H169ZM173 6H175V4H174ZM173 6L171 5V9L173 8ZM11 7H12V6H11ZM15 7H16V6H15ZM15 7H14V8H15ZM94 7H95V6H94ZM103 7H104V6H103ZM103 7H102V8H103ZM128 7H129V6H128ZM130 7H131V6H130ZM133 7H134V6H133ZM133 7H132V8H133ZM135 7H136V6H135ZM167 7H168V6H167ZM190 7H191V6H190ZM193 7H194V6H193ZM9 8H10V7H9ZM17 8H18V7H17ZM21 8H22V7H21ZM23 8H24V7H23ZM44 8H45V7H44ZM86 8H87V7H86ZM90 8H91V7H90ZM98 8H99V7H98ZM104 8H105V7H104ZM104 8H103V9H104ZM115 8H116V7H115ZM119 8H120V7H119ZM122 8H123V7H122ZM132 8H131V9H132ZM136 8H137V7H136ZM150 8H151V6H150ZM194 8H195V7H194ZM47 9H48V7H47ZM49 9H48L47 12H46V16H49V17H46L45 15H43V17H46V18H48V19H49V18L51 19V18H54V17H55V19H56V13H57V12H55V11L52 12L53 10L51 11V10H49ZM73 9H75V10L73 11ZM84 9H85V10H84ZM99 9H100V8H99ZM99 9H98V10H99ZM108 9H109V8H108ZM120 9H121V8H120ZM188 9H190V8L188 7ZM191 9H192V7H191ZM196 9H197V8H196ZM18 10H19V9H18ZM23 10H24V9H23ZM25 10H26V9H25ZM28 10H29V9H28ZM33 10H34V9H33ZM33 10H32V12H33ZM35 10H36V9H35ZM54 10H56V9H54ZM66 10H65V11H66ZM89 10H90V9H89ZM89 10H88V12H89ZM91 10H92V8H91ZM94 10H95V8H94ZM101 10H102V9H101ZM133 10H135V8H134ZM183 10H184V9H183ZM183 10H182V11H183ZM15 11H17V10H15ZM29 11H30V10H29ZM37 11H38V10H37ZM39 11H41V10L39 9ZM39 11H38V12H39ZM95 11H96V10H95ZM103 11H104V10H103ZM103 11H102V12H103ZM113 11H114V10H113ZM119 11H120V10H119ZM145 11H146V10H145ZM149 11H150V9H148V12H149ZM197 11H198V10H197ZM42 12H43V11H42ZM42 12H39V14H41ZM59 12H61V11H59ZM59 12H58V13H59ZM109 12H110V10H109ZM120 12H121V11H120ZM125 12H126V10H125ZM132 12H133V11H132ZM143 12H144V9H143ZM187 12H189V11L187 10ZM34 13H36V11H35ZM34 13H32V14H34ZM106 13H107V12H106ZM112 13H113V12H112ZM114 13H115V12H114ZM117 13H118V11H117ZM146 13H147V11H146ZM191 13H194V12L191 11ZM36 14L39 15L38 13H36ZM36 14H35V15H36ZM61 14H62V13H61ZM94 14H95V13L93 12V16H94ZM102 14H103V13H102ZM104 14H105V13H104ZM123 14H124V13H123ZM128 14H129V13H128ZM134 14H135V13H134ZM181 14H183V12H182ZM184 14H185V13H184ZM20 15H21V14H20ZM35 15H33V16H35ZM41 15H42V14H41ZM62 15H63V14H62ZM88 15H89L90 17H89ZM95 15H96V14H95ZM97 15H99V12H98ZM100 15H101V14H100ZM107 15H109V14H107ZM115 15H116V14H115ZM115 15H114V16H115ZM117 15H118V14H117ZM124 15H125V14H124ZM186 15H187V14H186ZM186 15H185V16H186ZM58 16H61V15H58ZM65 16H64V17H65ZM103 16H106V15H103ZM126 16H127V15H126ZM21 17H22V18L24 17L22 20H23L24 22L27 23V21L31 19L32 15H31V13L29 14V12H28V13H27V12H24V13L22 12V16H21ZM21 17H19V15L17 16V18H21ZM36 17H37V16H36ZM95 17H97V16H95ZM106 17H107V16H106ZM109 17H110V15H109ZM119 17H120V16H119ZM121 17L123 18V16H121ZM180 17H181V15H180ZM183 17H184V16H183ZM186 17H187V16H186ZM29 18H30V19H29ZM37 18H38V17H37ZM39 18H41V16H40ZM46 18H44V19H46ZM88 18H89V19H88ZM91 18H92V17H91ZM97 18H99V19L101 18L100 21H102V17H101V16H98ZM107 18H108V17H107ZM107 18H106V19H103V20H107ZM24 19H25V20L28 19V20L25 21ZM34 19H35V17H34ZM58 19H59V18H58ZM62 19H63V17H62ZM124 19H125V18H124ZM124 19H123V20H124ZM144 19H146V18H144ZM147 19H148V17H147ZM37 20H38V19H37ZM40 20H42V19H40ZM40 20H39V21H40ZM89 20H91V22H90ZM126 20H127V19H126ZM202 20H203V19H202ZM23 21H22V22H23ZM31 21H36V19H35V20H31ZM44 21H45V20H43L42 22H44ZM48 21H49V20H48ZM66 21H67V20H66ZM109 21H110V20H109ZM117 21H118V20H117ZM117 21H116V22H117ZM151 21H152V20H151ZM151 21H150V22H151ZM198 21H199V20H198ZM206 21H207V20H206ZM24 22H23V23H24ZM40 22H41V21H40ZM45 22H46V21H45ZM105 22H106V21H105ZM121 22H122V21H121ZM130 22H131V21H130ZM147 22H148V20L146 21V23H147ZM28 23H29V22H28ZM28 23H27V24H28ZM34 23H35V22H33V24H34ZM37 23H38V21H37ZM46 23H47V22H46ZM52 23H53V21H52ZM56 23H57V22H56ZM58 23H59V22H58ZM61 23L63 24V22H61ZM61 23H60V24H61ZM65 23H66V22H65ZM103 23H104V21H103ZM111 23H112V22H111ZM111 23H110V22H109V23L107 22V24L109 25V28H108V27H105V28L110 29V27L113 26V25L110 26ZM199 23H200V22H199ZM225 23H226V22H225ZM24 24H25V23H24ZM31 24H32V22L30 23V25H31ZM33 24H32V25H33ZM39 24H40V26H41V23H39ZM44 24H45V23H44ZM66 24H67V23H66ZM112 24H113V23H112ZM144 24H145V23H144ZM149 24H150V23H149ZM152 24H153V23H152ZM201 24H202V23H201ZM226 24L228 25V23H226ZM19 25H20V24H19ZM36 25L38 26V24H36ZM53 25H54V24H53ZM56 25H57V24H56ZM129 25H130V24H129ZM141 25H142V23H141ZM147 25H148V24H147ZM153 25H155V24H153ZM153 25H152V26H153ZM206 25H207V24H206ZM227 25H226V26H227ZM232 25H234V24H232ZM22 26H23V25H22ZM22 26H21V27H22ZM47 26H48V24H47ZM54 26H55V25H54ZM60 26H61V25H60ZM105 26H106V24H105ZM115 26H116V25H115ZM226 26H225V27H226ZM230 26H231V25H230ZM27 27H28V26H27ZM41 27H45V29H47V28H50L51 26H50V27L48 26V27L46 28V26L44 25V26H41ZM61 27H62V26H61ZM67 27H68V26H66L65 30H62V29H64V27H63V28H60L59 31L62 30V32H61L59 35H56L58 31H57V27H55V28H56L55 30H56L57 32H55V30H54V32L52 31V32H50V34L48 33L47 40H46V41L48 42V44H49V42H50V44H54V45H55V46H52V45H51V46L49 45V46H50V48H51V47H52V48L54 47V49L56 48V49H55V50H57V51H56V52H57V53H56V56L59 55V57H61L62 60H63V58H65V57L68 56V52H69L68 50L71 49L70 47H73V46H69V49L66 48L67 45L70 44L73 40H74V42L77 44V45H75L74 47L78 46L79 43L81 44V43H83L84 41L86 42V40H84V39L86 38V36L83 37V38H84V39H83V38H81L80 33H79V35H77V34H78V33L76 32L77 29H76L75 32H74L72 29H70L69 27L67 28ZM91 27H93V28H91ZM131 27H132V26H131ZM136 27H137V26H136ZM139 27H140V26H139ZM156 27H157V26H156ZM176 27H178V26H176ZM195 27H196V26H195ZM228 27H229V26H228ZM231 27H232V26H231ZM237 27H239V26H237ZM237 27H236V28H237ZM240 27H241V26H240ZM28 28H29V27H28ZM30 28H31V26H30ZM30 28H29V30H33V29H30ZM112 28H113V27H112ZM142 28H143V27H142ZM146 28H147V30H148V27H146ZM154 28H155V27H154ZM158 28H159V27H158ZM191 28H192V27H191ZM229 28H230V27H229ZM233 28H234V27H233ZM233 28H232V29H233ZM23 29H24V28H23ZM45 29H44V31H46ZM67 29H68V31H67ZM97 29H98V31H97ZM108 29H105V30H106V32H105V33H106V36H105L104 38H102V35H103L104 33L101 32V38H102L103 41L100 40V39H99V40L102 41V42H100V41L97 40V39H96V40L100 42V43L98 42L100 45L103 44V46L105 45V46H107V47L112 48L111 51L114 52V54H115V52L120 51V50L122 49V47H121L120 49H118V46H115L116 44H115L114 42H112V40L116 37V34H115V33H108V32H109V31L107 32ZM113 29H115V28H113ZM117 29H118V31L120 32V29H121V28H120L119 26H118ZM139 29H140V28H139ZM151 29H152V27H151ZM160 29H162V28H160ZM174 29H175V28H174ZM238 29H239V28H238ZM238 29H237V32H238ZM240 29H241V28H240ZM240 29H239V30H240ZM69 30H72V31H71L72 33H71ZM83 30H84V31H83ZM124 30H125V29H124ZM124 30H123V31H124ZM126 30H127V29H126ZM156 30H157V29H156ZM162 30H163V29H162ZM164 30H166V29H164ZM164 30H163V31H164ZM171 30H173V29H171ZM193 30H194V28H193ZM196 30H197V29H196ZM200 30H202V29H200ZM248 30H249V29H248ZM19 31H20V29H19ZM39 31H40V30H39ZM39 31H38V32H39ZM47 31H51V30H47ZM111 31H112V29H111ZM111 31H110V32H111ZM113 31H114V30H113ZM115 31H116V30H115ZM145 31H146V30H145ZM158 31H159V29H158ZM173 31H175V30H173ZM176 31H177V30H176ZM176 31H175V33H176ZM20 32H21V31H20ZM20 32H19L18 34H20ZM35 32H36V31H35ZM79 32H80V31H79ZM86 32L88 33L89 31H86ZM92 32H93V31H92ZM100 32H99V33H100ZM119 32H118V33H119ZM133 32H134V31H133ZM147 32H148V31H147ZM151 32H153V31H151ZM151 32H150V33H151ZM154 32H155V31H154ZM164 32H165V31H164ZM171 32H172V31H171ZM177 32H178V31H177ZM195 32H196V31H195ZM204 32H205V31H204ZM209 32H210V31H209ZM231 32H232V34H234L233 31H231ZM237 32H235V33H237ZM244 32H245V30H244ZM249 32H251V30H250ZM33 33H34V30H33ZM33 33H32V35H33ZM39 33H40V32H39ZM55 33H56V34H55ZM82 33H81V34H82ZM87 33H85V34H87ZM107 33H108V34H107ZM159 33H160V31H159ZM169 33H170V31H169ZM189 33H190V32H189ZM191 33H193V32H191ZM202 33H203V32H202ZM206 33L208 34V32H206ZM239 33H240V32H239ZM21 34H22V33H21ZM29 34H30V33H29ZM45 34H46V32H45ZM85 34H84V35H85ZM126 34H127V33H126ZM135 34H136V33H135ZM160 34H161V33H160ZM164 34H165V33H164ZM181 34H182V33H181ZM241 34H242V33H241ZM249 34H250V33H249ZM23 35H24V34H23ZM38 35H39V34H38ZM46 35H47V34H46ZM104 35H105V34H104ZM130 35H131V34H130ZM136 35H137V34H136ZM158 35H159V34H158ZM165 35H166V34H165ZM168 35H169V34H168ZM171 35H173V32H172ZM182 35H183V34H182ZM185 35H186V34H185ZM198 35H199V34H198ZM198 35H197V37H198ZM209 35H211V34H209ZM243 35H244V34H243ZM255 35H256V34H255ZM25 36H26V35H25ZM92 36H93V35H92ZM97 36H98V34H97ZM99 36H100V35H99ZM117 36H118V35H117ZM122 36H123V35H122ZM140 36H141V35H140ZM145 36H146V35H145ZM166 36H167V35H166ZM202 36H203V35H202ZM252 36H254V35H252ZM256 36H257V35H256ZM18 37H19V36H18ZM36 37H37V36H36ZM36 37L34 36L35 40H36ZM88 37H89V36H88ZM132 37H133V36H132ZM137 37H139V36H137ZM147 37H149V35H148ZM162 37H163V36H162ZM171 37H172V36H171ZM171 37H170V38H171ZM176 37H177V36H176ZM204 37H205V36H204ZM217 37H218V36H217ZM248 37H249V36H248ZM258 37H261V36L259 35ZM262 37H263V36H262ZM19 38L22 39L21 36H20ZM34 38H32V40H34ZM41 38H42V37H41ZM79 38H80V39H79ZM116 38H117V37H116ZM116 38H115V39H116ZM120 38H121V37H120ZM124 38H125V36H124ZM153 38H155V37H153ZM158 38H161V37H158ZM174 38H175V37H174ZM174 38H173V39H174ZM178 38H179V37H178ZM178 38H177L176 41L173 40V43L175 42L174 44H175V46H176V44H177V47H178L180 44H183V43H187V44H189L188 42H191L190 39H191V38L193 39V37H191V36H190V39H188L189 36L186 37L187 39H185V36H184V38H183V36H181V38H179V39H178ZM194 38H195V37H194ZM213 38H214V37H213ZM246 38H247V37H246ZM77 39H79V40L77 41ZM82 39H83V40H82ZM89 39H90V37H89ZM94 39H95V38H94ZM126 39H127V38H126ZM129 39H130V38H128V40H129ZM132 39H133V38H132ZM135 39H136V37H135ZM151 39H152V38H151ZM167 39H169V38H167ZM183 39H184V40H183ZM210 39H211V38H210ZM210 39H209V40H210ZM243 39H245L244 36H243ZM259 39H261V38H259ZM263 39H264V38H263ZM42 40H43V39H42ZM109 40H110V41H109ZM148 40H149V39H148ZM155 40H158V39L155 38ZM160 40H162V39H160ZM163 40H164V39H163ZM44 41H45V38H44ZM44 41H43V42H44ZM66 41H67V42H66ZM115 41H116V40H115ZM121 41H122V40H121ZM146 41H147V40H146ZM164 41H165V40H164ZM167 41H168V40H167ZM170 41H172V40H170ZM198 41H199V40H198ZM201 41H202V40H201ZM211 41H212V39H211ZM219 41H220V40H219ZM248 41H249V40H248ZM258 41H259V40H258ZM262 41H263V40H262ZM38 42H39V41H38ZM41 42H42V41H41ZM43 42H42L41 44H43ZM89 42H90V40H89ZM94 42H95V41H94ZM94 42H92V43H94ZM117 42H118V41H117ZM152 42H153V41H152ZM157 42H158V41H157ZM213 42H214V40H213ZM213 42H210V43H213ZM216 42H217V40H216ZM223 42H225V41H223ZM250 42H251V41H250ZM67 43H68V44H67ZM123 43H125V42H123ZM131 43H132V42H131ZM147 43H148V42H147ZM159 43H161V42H159ZM167 43H168V42H167ZM196 43H197V42H196ZM196 43H195V44H196ZM198 43H199V42H198ZM206 43H207V42H206ZM248 43H249V42H248ZM251 43H252V42H251ZM29 44H30V43H29ZM34 44H35V43H34ZM66 44H67V45H66ZM83 44H84V43H83ZM83 44H82V45H83ZM114 44H115V45H114ZM136 44H138V42H136ZM171 44H172V43H171ZM171 44H170V45H171ZM190 44H192V42H191ZM216 44H217V43H216ZM225 44H226V43H225ZM254 44H255V43H254ZM15 45H16V44H15ZM46 45H47V44H46ZM64 45H66V47H65ZM70 45H73V43L70 44ZM90 45H91V44H90ZM93 45H95V44H93ZM93 45H92V46H93ZM119 45H120V44H119ZM127 45H128V44H127ZM133 45H134V44H133ZM160 45H161V44H160ZM183 45H184V44H183ZM196 45H197V44H196ZM210 45H211V44H210ZM214 45H215V44H214ZM218 45H219V44H218ZM218 45H217V46H218ZM246 45H247V44H246ZM258 45H259V44H258ZM260 45H261V43H260ZM38 46H39V45H38ZM41 46H42V45H41ZM47 46H48V45H47ZM62 46H64V47H62ZM80 46H81V45H80ZM87 46H89V45H87ZM87 46H86V49L88 48ZM92 46H91V47H92ZM161 46H162V45H161ZM168 46H169V45H168ZM199 46H200V45H199ZM203 46H204V44H202V47H203ZM207 46H208V44H207ZM244 46H245V45H244ZM249 46H250V44H249ZM261 46H263V45H261ZM12 47H13V46H12ZM23 47H24V44H23ZM36 47H37V46H36ZM107 47H104V48L107 49ZM123 47H125V46H123ZM129 47H130V46H129ZM137 47H138V46H137ZM154 47H155V46H154ZM196 47H197V46H196ZM205 47H206V46H205ZM10 48H11V47H10ZM14 48H15V47H14ZM14 48H13V49H14ZM30 48H31V46H30ZM52 48H51V49H52ZM61 48H62V50H61ZM64 48H66V49H64ZM78 48H79V47H78ZM93 48H94V47H93ZM98 48H99V46H98ZM101 48H102V47H100V49H101ZM126 48H127V47H126ZM138 48H139V47H138ZM147 48H148V47H147ZM170 48H171V46H170ZM175 48H176V47H175ZM183 48H184V47H183ZM203 48H204V47H203ZM211 48H212V47H211ZM262 48H263V47H262ZM21 49H22V48H21ZM24 49H25V48H24ZM45 49H46V48H45ZM47 49H48V47H47ZM84 49H85V48H84ZM155 49H156V48H155ZM184 49H185V48H184ZM186 49H188V48H186ZM197 49H198V48H197ZM213 49H214V48H213ZM217 49H218V48H217ZM249 49H250V48H249ZM11 50H12V48H11ZM11 50H10V51H11ZM17 50H18V49L16 48V51H17ZM42 50H43V49H42ZM72 50H76V48H75V49L73 48ZM72 50H71V51H72ZM92 50H93V49H92ZM95 50H96V48H95ZM101 50H103V49H101ZM104 50H105V49H104ZM131 50H132V49H131ZM136 50H137V49H136ZM142 50H143V49H142ZM151 50H152V48H151ZM158 50H159V49H158ZM160 50H161V47H160ZM182 50H183V49H182ZM201 50H202V49H201ZM201 50H200V51H201ZM13 51H14V50H13ZM13 51H12V52H13ZM16 51H15V53H16ZM18 51H19V50H18ZM20 51H21V50H20ZM28 51H29V50H28ZM50 51L52 52V50H50ZM50 51H49V52H50ZM71 51H70V52H71ZM89 51H90V50H89ZM128 51H129V50H128ZM152 51H153V50H152ZM167 51H169V50H167ZM179 51H180V49H179ZM195 51H196V50H195ZM200 51H199V52H200ZM215 51H216V50H215ZM215 51H214V52H215ZM24 52H25V50H24ZM43 52H44V51H43ZM53 52H54V50H53ZM53 52H52V53H53ZM72 52H73V51H72ZM72 52H71V54H72L74 57H72L71 60H73V58L76 59V58H75V55H76V54L74 55ZM76 52H78V51H76ZM76 52H74V53H76ZM81 52H82V51H81ZM85 52H86V51H85ZM85 52H84V53H85ZM93 52H94V51H93ZM124 52H125V51H124ZM135 52H136V51H135ZM142 52H143V51H142ZM154 52H155V51H154ZM171 52H172V51H171ZM182 52H183V51H182ZM188 52H189V50H188L186 53H188ZM192 52H193V51H192ZM196 52H198V51H196ZM196 52H195V53H196ZM206 52H208V50H207ZM217 52H218V51H217ZM22 53H23V51H22ZM41 53H42V52H41ZM84 53H83V54H84ZM87 53H88V51H87ZM101 53H102V52H101ZM107 53H108V52H107ZM117 53H118V52H117ZM126 53H127V52H126ZM137 53H138V52H137ZM162 53H163V52H162ZM172 53H173V52H172ZM172 53H171V54H172ZM183 53H184V52H183ZM8 54H9V53H8ZM11 54H14V53H11ZM19 54H20V53H18V55H19ZM48 54H49V56H50L51 53H48ZM54 54H55V53H53V55H54ZM80 54H82V53H80ZM83 54H82V56L85 57V55H83ZM105 54H106V53H105ZM109 54H111V53H109ZM109 54H108V55H109ZM121 54H122V53H121ZM133 54H134V53H133ZM155 54H156V53H155ZM167 54L170 55L169 53H167ZM173 54H174V53H173ZM175 54H177V53H175ZM179 54H180V53H179ZM204 54H205V53H204ZM206 54H207V53H206ZM45 55H46V53H45ZM72 55H70V56H72ZM95 55H96V54H95ZM97 55H98V54H97ZM106 55H107V54H106ZM116 55H117V54H116ZM135 55H136V54H135ZM140 55H141V54H140ZM150 55H151V54H150ZM150 55H149V56H150ZM161 55H162V54H161ZM163 55H165V54H163ZM208 55H209V54H208ZM214 55H215V54H214ZM6 56H7V55H6ZM19 56H20V55H19ZM77 56H78V54H77ZM86 56H87V55H86ZM92 56H93V55H92ZM99 56H101V54H100ZM133 56H134V55H133ZM138 56H139V55H138ZM141 56H142V55H141ZM153 56H154V55H153ZM158 56H160V52H159V55H158ZM174 56L176 57V55H174ZM178 56H179V55H178ZM181 56H182V54H181ZM205 56H206V55H205ZM217 56H219V55H217ZM16 57H17V56H16ZM62 57H63V58H62ZM88 57H89V56H88ZM97 57H98V56H97ZM151 57H152V56H151ZM175 57H174V58H175ZM194 57H195V58L199 57V54H198L197 57H196V56H194ZM200 57H201V55H200ZM203 57H204V56H203ZM212 57H213V56H212ZM18 58H19V57H18ZM18 58H17V59H18ZM22 58H23V57H22ZM51 58H52V57H51ZM68 58H69V56L67 57V59H68ZM79 58H81V60L83 61V59H82L83 57H80V55H79L78 59H79ZM91 58H92V57H91ZM98 58H99V57H98ZM103 58H104V57H103ZM108 58H110V57H108ZM117 58H118V57H117ZM122 58L124 59L125 57H122ZM144 58H146V56H145ZM147 58H148V57H147ZM157 58H158V57H157ZM164 58H165V57H164ZM166 58H167V57H166ZM166 58L164 59L165 62H166ZM171 58H172V57H171ZM187 58H188V57H187ZM187 58H186V59H187ZM207 58H208V57H207ZM217 58H218V57H217ZM217 58H216V59H217ZM219 58H220V57H219ZM219 58H218V59H219ZM222 58H223V57H222ZM9 59H10V58H9ZM9 59H7V60H9ZM11 59H12V58H11ZM11 59H10V60H11ZM57 59H58V58H57ZM65 59H66V58H65ZM87 59H88V58H87ZM93 59H94V58H93ZM101 59H102V58H101ZM111 59H112V58H111ZM111 59H110V60H111ZM113 59L115 60V57H114ZM138 59H139V58H138ZM172 59H173V58H172ZM183 59H184V57H183ZM183 59H180V60H183ZM204 59H205V57H204ZM209 59H210V58H209ZM216 59H215V60H216ZM10 60H9V61H10ZM24 60H25V59H24ZM89 60H90V57H89ZM102 60H103V59H102ZM121 60H122V59H121ZM129 60H130V58H129ZM135 60H136V58H135ZM158 60H159V59H158ZM161 60L163 61V58H162ZM161 60H160V61H161ZM173 60H174V59H173ZM173 60H172V61H173ZM188 60L191 61V59H188ZM188 60H187V61H188ZM195 60H196V59H195ZM205 60H206V59H205ZM210 60H212V59H210ZM226 60H227V58H226ZM16 61H18V60H16ZM64 61H65V60H63V62H64ZM75 61H76L75 63H77L78 60L76 59ZM82 61H80V62H82ZM98 61H99V60H98ZM111 61H112V60H111ZM117 61H118V60H117ZM127 61H128V60H127ZM132 61H133V60H132ZM139 61H140V60H139ZM142 61H143V58H142ZM147 61H149V60H147ZM177 61H178V60H177ZM196 61H197V60H196ZM203 61H204V60H203ZM223 61H224V60H223ZM228 61H229V60H228ZM6 62H7V61H6ZM10 62H11V61H10ZM10 62H9V64H10ZM12 62H13V61H12ZM61 62H62V61H61ZM65 62H66V61H65ZM65 62H64V63H65ZM73 62H74V61H73ZM85 62H87V61H85ZM90 62H91V61H90ZM105 62H106V61H105ZM107 62H108V61H107ZM109 62H110V61H109ZM113 62H114V61H113ZM124 62H125V61H124ZM144 62H145V61H144ZM149 62H150V61H149ZM152 62H153V60H152ZM168 62H169V61H168ZM179 62H180V61H179ZM201 62H202V61H201ZM211 62H212V61H211ZM211 62L208 63V64H211ZM221 62H222V61H221ZM225 62H226V61H225ZM18 63H21V61L18 62ZM23 63H24V61H23ZM78 63H79V62H78ZM82 63H83V62H82ZM120 63H121V62H120ZM122 63H123V62H122ZM125 63H126V62H125ZM128 63H129V62H128ZM156 63H157V62H156ZM160 63H161V62H160ZM162 63H163V62H162ZM170 63H172V62H169V64H170ZM188 63H189V62H188ZM202 63H203V62H202ZM213 63H214V62H213ZM226 63H227V62H226ZM233 63H235V61H234ZM9 64H8V65H9ZM12 64H13V63H12ZM62 64H63V63H62ZM80 64H81V63H80ZM88 64H89V63H88ZM103 64H104V62H103ZM110 64H111V63H110ZM116 64H117V63H116ZM157 64H158V63H157ZM166 64H167V63H166ZM181 64H182V62L180 63V65H181ZM184 64H185V63H184ZM193 64H195V63L193 62ZM198 64H199V61H198ZM204 64H206V62H205ZM204 64H203V65H204ZM218 64H219V63H218ZM10 65H11V64H10ZM25 65H27V64H25ZM29 65H30V64H29ZM74 65H75V64H74ZM77 65H78V64H77ZM77 65H75V66H77ZM85 65H86V63H85ZM96 65H97V63H96ZM126 65H127V64H126ZM131 65H132V64H131ZM145 65H146V64H145ZM153 65H155V64H153ZM176 65H178V64H176ZM185 65L187 66V64H185ZM188 65H189V64H188ZM200 65H201V63H200ZM223 65H224V64H223ZM223 65H222V66H223ZM13 66H14V65H13ZM19 66H20V65H19ZM23 66H24V65H23ZM66 66H67V65H66ZM72 66H73V64H72ZM83 66H84V64H83ZM88 66H89V65H88ZM90 66H91V65H90ZM106 66H107V65H106ZM113 66H114V65H113ZM129 66H130V65H129ZM155 66H156V65H155ZM166 66H169V65L167 64ZM170 66H172V64H171ZM170 66H169V67H170ZM216 66H217V65H216ZM227 66H230V65H227ZM227 66H226V67H227ZM21 67H22V66H21ZM26 67H27V66H26ZM61 67H62V66H61ZM69 67H70V66H69ZM86 67H87V66H86ZM96 67H97V66H95V68H96ZM100 67H103V66L100 65ZM100 67H99V68H100ZM109 67H110V66H109ZM122 67H123V66H122ZM124 67H125V66H124ZM142 67H143V66H142ZM146 67H147V66H146ZM150 67H151V65H150ZM158 67H159V65H158ZM169 67H168V69H169ZM199 67H200V66H199ZM210 67H211V66H210ZM234 67H235V66H234ZM236 67L239 68V66H237V65H236ZM242 67H243V66H242ZM16 68H17V67H16ZM19 68H20V67H19ZM19 68H18V70H21V69H19ZM22 68H23V67H22ZM33 68H34V67H33ZM63 68H64V67H63ZM65 68H66V70H67V67H65ZM79 68H80V67H79ZM83 68H84V67H83ZM88 68H89V67H88ZM104 68H105V67H104ZM112 68L115 69L114 67H112ZM127 68H128V67H127ZM137 68H138V67H137ZM139 68H140V66H139ZM147 68H148V67H147ZM151 68H153V66H152ZM163 68H165V67H163ZM163 68H162V69H163ZM202 68H203V67H202ZM202 68H200V69H202ZM206 68H207V67H206ZM214 68H215V67H214ZM218 68H219V66H218ZM228 68H229V67H228ZM228 68H227V69H228ZM36 69H37V68H36ZM57 69H58V68H57ZM71 69H72V68H71ZM81 69H82V67H81ZM85 69H87V68H85ZM130 69H131V68H130ZM135 69H136V68H135ZM135 69H134V70H135ZM158 69H159V68H158ZM166 69H167V68H166ZM170 69H171V68H170ZM193 69H194V68H193ZM200 69H198V70H200ZM209 69H210V68H209ZM215 69H216V68H215ZM215 69H214V70H215ZM219 69H220V68H219ZM221 69H222V68H221ZM229 69H230V68H229ZM232 69H233V68H232ZM242 69H243V68H242ZM242 69H241V70H242ZM13 70H15V69H13ZM33 70H34V69H33ZM90 70H91V69H90ZM94 70H95V69H94ZM102 70L105 72V69H102ZM118 70H119V71H118ZM145 70H146V69H145ZM149 70H150V69H149ZM155 70H156V69H155ZM164 70H165V69H164ZM188 70H189V68H188ZM205 70H206V69H205ZM207 70H208V69H207ZM210 70H211V69H210ZM58 71H59V69H58ZM83 71H84V70H82V71H80V72H83ZM91 71H92V70H91ZM95 71H96V70H95ZM95 71H94V72H95ZM120 71H123V70L117 69L116 72H115V70H113L114 73H111V74H114L115 76H112V77H118V78H119V76L124 75V74H122ZM166 71H167V70H166ZM172 71H173V69H172ZM179 71H180V69H179ZM192 71H193V70H192ZM192 71H191V72H192ZM208 71H209V70H208ZM216 71H218V70H216ZM223 71H224V70H223ZM223 71H222V72H223ZM231 71H232V70H231ZM239 71H240V70H239ZM239 71H238V73H239ZM242 71H243V70H242ZM15 72H16V71H15ZM15 72H14V74H15ZM20 72H21V71H20ZM68 72H69V71H68ZM72 72H74L73 69H72ZM76 72H77V71H76ZM84 72H85V71H84ZM104 72H103V73H104ZM155 72H157V71H155ZM158 72H160V71H158ZM161 72H162V71H161ZM173 72H174V71H173ZM175 72H176V71H175ZM181 72H182V71H181ZM193 72H194V71H193ZM16 73H17V72H16ZM24 73H26V72H24ZM74 73H75V72H74ZM87 73H88V72H87ZM87 73H86V74H87ZM92 73H93V72H92ZM96 73H97V72H96ZM96 73H95V74H96ZM101 73H102V72H101ZM125 73H126V72H125ZM129 73H130V72H129ZM143 73H145V72H143ZM177 73H178V72H177ZM183 73H184V72H183ZM213 73H214V71H213ZM218 73H219V72H218ZM225 73H226V72H225ZM232 73H233V72H232ZM234 73H235V72H234ZM17 74H18V73H17ZM21 74H22V73H21ZM72 74H73V73H72ZM77 74H78V73H77ZM77 74H75V76H76ZM79 74H80V73H79ZM111 74H110V75H111ZM133 74H134V72H133ZM153 74H155V73H153ZM167 74H168V73H167ZM167 74H166V75H167ZM172 74L174 75V73H172ZM202 74H204V72H203ZM211 74H212V73H211ZM219 74H220V73H219ZM227 74H228V73H227ZM241 74H243V73H241ZM70 75H71V74H70ZM97 75H99V74H96L95 76H97ZM104 75H105V73H104ZM137 75L139 76V74H137ZM137 75H136L135 77H137ZM141 75H143V74H141ZM148 75H149V74H148ZM159 75H160V74H159ZM169 75H170V74H169ZM178 75H180V74H178ZM178 75H177V76H178ZM198 75H199V74H198ZM217 75H218V74H217ZM217 75H216V76H217ZM223 75H224V73H223ZM223 75L221 76V78L223 77ZM229 75H230V74H229ZM232 75H233V74H232ZM236 75H237V74H236ZM245 75H246V74H245ZM75 76H74V78H75ZM78 76H79V75H78ZM80 76H81V75H80ZM82 76H83V75H82ZM91 76H92V75H91ZM101 76H102V75H101ZM107 76H108V75H107ZM125 76H126V75H125ZM144 76H145V75H144ZM144 76H143V77H144ZM149 76H150V75H149ZM156 76H157V75H156ZM164 76H165V75H164ZM182 76H183V75H182ZM194 76H196V75H194ZM204 76H205V75H204ZM206 76H207V75H206ZM243 76H244V75H243ZM246 76H247V75H246ZM86 77H87V76H86ZM112 77H110V78H112ZM126 77H127V76H126ZM130 77H132V75H131ZM135 77L133 76V79H131V80H134ZM141 77H142V76H141ZM151 77H152V76H151ZM165 77H166V76H165ZM171 77H172V76H170V78H171ZM179 77H180V76H178V78H179ZM210 77H211V75H210ZM214 77H215V76H214ZM225 77H226V76H225ZM227 77H228V76H227ZM230 77H231V76H230ZM237 77H238V76H237ZM244 77H245V76H244ZM247 77H248V76H247ZM251 77H252V75H251ZM254 77H255V76H254ZM94 78H95V77H94ZM99 78H101V77H99ZM108 78H109V77H108ZM124 78H125V77H124ZM124 78H123V79H124ZM160 78H161V77H160ZM163 78H164V77H163ZM163 78H162V79H163ZM178 78H177V79H178ZM180 78H181V77H180ZM203 78H204V77H203ZM234 78H236V77H234ZM258 78H259V77H258ZM87 79H88V78H87ZM106 79H107V78H106ZM129 79H130V78H129ZM144 79H145V78H144ZM157 79H158V78H157ZM164 79H165V78H164ZM195 79H196V78H195ZM198 79H199V78H198ZM200 79H201V78H200ZM209 79H210V78H209ZM222 79H224V77H223ZM247 79H248V78H247ZM256 79H257V78H256ZM260 79H261V78H260ZM107 80H108V79H107ZM114 80H115V78H113V81H114ZM151 80H152V79H151ZM170 80H175V79H169V82H170ZM218 80H219V79H218ZM218 80H217V81H218ZM228 80H229V78H228ZM228 80H227V81H228ZM254 80H255V79H254ZM254 80H253V81H254ZM77 81H78V79H77ZM79 81H80V80H79ZM79 81H78V82H79ZM84 81H85V79H84ZM94 81H98V80L95 79ZM104 81H105V80H104ZM123 81H124V80H123ZM160 81H161V80H160ZM164 81H165V80H164ZM164 81H161V82L163 83ZM175 81L177 82V80H175ZM191 81H192V80H191ZM201 81H204V79L201 80ZM211 81H212V80H211ZM222 81H223V80H222ZM222 81H220V82H222ZM235 81H237V84H239L240 86H246V87H248V86L250 85L249 82H248L249 85H248L247 82H246V81H249V79L245 81V79H241V78H239V79H237V80H235ZM253 81H252V82H253ZM255 81H256V80H255ZM255 81H254V82H255ZM86 82H87V81H86ZM102 82H103V81H102ZM110 82H111V81H110ZM110 82H107V83H110ZM114 82H115V81H114ZM124 82H125V81H124ZM127 82H128V81H127ZM134 82H135V80H134ZM136 82H137V81H136ZM167 82H168V81H167ZM172 82H173V81H172ZM176 82H175V83H176ZM178 82H179V81H178ZM182 82H183V80H182ZM186 82H187V81H186ZM196 82H197V81H196ZM198 82H200V81H198ZM213 82H214V81H213ZM231 82H233V81H231ZM252 82H251V83H252ZM259 82L261 83L260 80H259ZM79 83H80V82H79ZM88 83H89V82H88ZM94 83H95V82H93V84H94ZM100 83H101V82H100ZM138 83H139V82H138ZM142 83H143V82H142ZM153 83H154V81H153ZM189 83H190V81H189ZM228 83H229V82H228ZM255 83H256V82H255ZM257 83H258V82H257ZM95 84H97V83H95ZM101 84H102V83H101ZM104 84H105V83H104ZM104 84H103V85H104ZM119 84H120V82H119ZM127 84H128V83H127ZM129 84H130V83H129ZM143 84H144V83H143ZM149 84H150V83H149ZM163 84H164V83H163ZM172 84H173V83H172ZM176 84H177V83H176ZM176 84H174V85H176ZM191 84H192V83H191ZM191 84H190V85H191ZM195 84H196V83H195ZM198 84H199V83H198ZM216 84H217V83H216ZM234 84H235V83H234ZM97 85H98V84H97ZM125 85H126V84H125ZM132 85H133V84H132ZM137 85H138V84H137ZM151 85H152V84H151ZM168 85H169V83H168ZM168 85H167V86H168ZM170 85H171V84H170ZM178 85H179V84H178ZM181 85H184V84H181ZM225 85H226V83H225ZM239 85H238V86H239ZM255 85H256V84H255ZM262 85H263V84H262ZM98 86H99V85H98ZM101 86H102V85H101ZM110 86H111V85H110ZM119 86H120V85H119ZM122 86H123V85H122ZM152 86H153V85H152ZM167 86L164 85V86H161V87H167ZM172 86H173V85H172ZM191 86H192V85H191ZM202 86H204V85L202 84ZM211 86L213 87L214 84H212ZM220 86H221V85H220ZM227 86H228V85H227ZM232 86H233L232 83H230V86H229V87H232ZM236 86H237V85H236ZM7 87H8V86H7ZM83 87H84V86H83ZM88 87H89V85H88ZM96 87H97V86H96ZM107 87H108V84H107ZM112 87H113V84H112ZM115 87H116V86H115ZM126 87H128V86H126ZM156 87H157V86H155V88H156ZM169 87H170V86H169ZM178 87H179V86H178ZM181 87H182V86H180V91H181V89H182ZM184 87H185V86H184ZM186 87H188V86H186ZM195 87H196V86H195ZM216 87H217V86H216ZM249 87H250V86H249ZM86 88H87V87H86ZM92 88H93V86H92ZM98 88H99V87H98ZM109 88H111V87H109ZM121 88H122V87H120L119 89H121ZM123 88H124V87H123ZM123 88H122V89H123ZM149 88H150V87H149ZM151 88H152V87H151ZM173 88H174V86H173ZM189 88H190V87H189ZM197 88H199V87H197ZM200 88H201V87H200ZM217 88H218V87H217ZM227 88H228V87H227ZM252 88H253V87L251 86V88H250L249 90H251ZM262 88H263V87H262ZM11 89H12V88H11ZM13 89H14V88H13ZM87 89H88V88H87ZM162 89H163V88H162ZM166 89H168V87H167ZM169 89H170V88H169ZM177 89H178V88H177ZM202 89H203V88H202ZM213 89H214V88H213ZM215 89H216V88H215ZM218 89H219V88H218ZM92 90H93V89H92ZM95 90H96V89H95ZM95 90H94V92H96ZM109 90H110V89H109ZM117 90H118V89H117ZM178 90H179V89H178ZM193 90H194V89H193ZM221 90H222V89H221ZM239 90H241V89H239ZM243 90H244V89H243ZM246 90H247V89H246ZM249 90H248V91H249ZM255 90H258V89H255ZM255 90H253V91H255ZM260 90H261V89H260ZM114 91H115V90H114ZM118 91H119V90H118ZM165 91H166V90H165ZM168 91H169V90H168ZM187 91H188V90H187ZM201 91H202V90H201ZM201 91H200V93H201ZM213 91H214V90H213ZM224 91L227 92V89L225 88ZM229 91H230V90H229ZM229 91H228V92H229ZM236 91L238 92V88H237V90H235V92H236ZM83 92H84V91H83ZM154 92H155V91H154ZM157 92H158V91H157ZM163 92H164V91H163ZM171 92H172V91H171ZM216 92H218L217 89H216ZM235 92H234V93H235ZM152 93H153V92H152ZM164 93H165V92H164ZM168 93H169V92H168ZM174 93H175V92H174ZM181 93H182V92H181ZM189 93H190V90H189ZM204 93H205V92H204ZM214 93H215V92H214ZM239 93H241V92H239ZM252 93H253V92H252ZM153 94H154V93H153ZM160 94H161V93H160ZM166 94H167V93H166ZM178 94H179V93H178ZM196 94H197V92H196ZM202 94H203V93H202ZM202 94H201V95H202ZM205 94H206V93H205ZM207 94H208V92H207ZM225 94H226V93H225ZM225 94H224V95H225ZM229 94H230V93H229ZM229 94H227V96H228ZM232 94H233V93H232ZM246 94H247V92H246ZM250 94H251V93H250ZM253 94H254V93H253ZM253 94H252V95H253ZM258 94H259V93H258ZM258 94H257V96H258ZM263 94H264V93H263ZM94 95H95V94H94ZM157 95H158V94H157ZM185 95H186V94H185ZM210 95H212V94H210ZM215 95H216V93H215ZM215 95H214V96H215ZM244 95H245V93H243V98H245ZM248 95H249V94H248ZM255 95H256V94H255ZM153 96H154V95H153ZM164 96H165V95H164ZM167 96H168V95H167ZM173 96H175V95H173ZM176 96H178V95L176 94ZM186 96H187V95H186ZM186 96H185V97H186ZM193 96H194V95H193ZM193 96H192V97H193ZM202 96H203V95H202ZM207 96L209 97V95H207ZM207 96H205V97H207ZM214 96H213V98H214ZM220 96H221V94H220ZM241 96H242V95H241ZM250 96H251V95H250ZM91 97H92V96H91ZM95 97H96V96H95ZM98 97H100V96L98 95ZM98 97H97V98H98ZM157 97H159V98L162 99V97H160V96H157ZM157 97H156V99H159V98H157ZM169 97H170V96H169ZM169 97H168V98H169ZM182 97H183V96H182ZM208 97H207V98H208ZM225 97H226V96H225ZM232 97L234 98V96H232ZM236 97H237V95H236ZM251 97H252V96H251ZM251 97H250V98H251ZM92 98H94V96H93ZM150 98H151V97H150ZM150 98H149V99H150ZM152 98H153V97H152ZM199 98H200V97H199ZM219 98H220V97H219ZM223 98H224V97H223ZM229 98H230V95H229ZM248 98H249V97H248ZM153 99H155V96H154ZM163 99H164V98H163ZM201 99H202V98H201ZM201 99H200V100H201ZM203 99H204V98H203ZM217 99H218V97H217ZM234 99L236 100V98H234ZM234 99H233V100H234ZM252 99H253V98H252ZM255 99H256V98H255ZM263 99H264V97H263ZM90 100H91V99H90ZM183 100H184V99H183ZM183 100H181V101H183ZM200 100H199V101H200ZM214 100H215V99H214ZM225 100H226V99H225ZM233 100H232V98H230V99L227 98V101H226L227 104L224 105V108L222 107V110L225 109V108H226V109L231 108V103H236V102H238V101H236V102H232ZM238 100H239V98H238ZM256 100H257V99H256ZM258 100H259V99H258ZM258 100H257V101H258ZM261 100H262V99H261ZM261 100H260V101H261ZM98 101H100V100H98ZM149 101H150V100H149ZM184 101H186V100H184ZM195 101H196V99H195ZM202 101H203V100H202ZM215 101H216V100H215ZM246 101H247V100H246ZM257 101H255V102L257 103ZM150 102H151V101H150ZM154 102H155V101H154ZM162 102H163V101H162ZM172 102H173V101H172ZM172 102H171V103H172ZM175 102H176V101H175ZM204 102H205V101H204ZM239 102H240V101H239ZM241 102H243V101H242V97H241ZM255 102H254V103H255ZM261 102H262V101H261ZM263 102H264V101H263ZM151 103H152V102H151ZM155 103H156V102H155ZM182 103H183V102H182ZM184 103H185V102H184ZM189 103H190V102H189ZM193 103H194V102H193ZM207 103H208V102H207ZM152 104H153V103H152ZM160 104H162V103L160 102ZM163 104H164V102H163ZM163 104H162V105H163ZM165 104H166V103H165ZM197 104H199V103H197ZM197 104H196V105H197ZM200 104H201V103H200ZM203 104H204V103H202V105H203ZM209 104H210V103H209ZM220 104H221V102H220ZM246 104H247V103H246ZM246 104H245V105H246ZM261 104H262V103H261ZM85 105H86V104H85ZM149 105H150V104H149ZM154 105H155V104H154ZM171 105H172V104H171ZM211 105H213V104H211ZM216 105H217V104H216ZM237 105H238V104H237ZM239 105H240V104H239ZM254 105H255V104H254ZM256 105H257V104H256ZM258 105H259V104H258ZM166 106H168V105H165V107H166ZM173 106H174V104H173ZM180 106H181V104H180ZM187 106H189V105L187 104ZM222 106H223V105H222ZM232 106H233V105H232ZM86 107H87V106H86ZM150 107H151V106H150ZM155 107H156V106H155ZM163 107H164V105H163ZM168 107H169V106H168ZM178 107H179V106H178ZM182 107H184V106H182ZM182 107H181V108H182ZM208 107H209V106H208ZM234 107H235V106H234ZM260 107H261V106H260ZM260 107H259V108H260ZM153 108H154V107H153ZM156 108H157V107H156ZM160 108H161V107H160ZM173 108H174V107H173ZM215 108H216V107H215ZM237 108H238V107H237ZM263 108H264V107H263ZM84 109H85V108H84ZM151 109H152V108H151ZM151 109H150V110H151ZM158 109H159V108H158ZM179 109H180V108H179ZM188 109H189V108H188ZM192 109H193V108H192ZM200 109H201V107H200ZM219 109H220V111H221L220 106H219ZM219 109L216 108L215 110H219ZM226 109H225V110H226ZM243 109H244V108H243ZM261 109H262V107H261ZM85 110H86V109H85ZM87 110H88V109H87ZM161 110H162V109H161ZM165 110H166V109H165ZM165 110H164V111H165ZM171 110L173 111V109H171ZM198 110H199V109H197V111H198ZM213 110H214V109H213ZM245 110H248V109H245ZM253 110H254V109H253ZM253 110H252V111H253ZM262 110H263V109H262ZM90 111H91V110H90ZM90 111H89V112H90ZM152 111H153V109H152ZM169 111H170V110H169ZM172 111H171V112H172ZM176 111H178V109H176ZM176 111H175V112H176ZM180 111H181V109H180ZM190 111H191V110H190ZM195 111H196V110H195ZM204 111H205V110H203L202 113H204ZM206 111H207V110H206ZM210 111H211V110H210ZM210 111H209V112H210ZM223 111H224V110H223ZM223 111H221V113H224V112H225V111H224V112H223ZM226 111L228 112V110H226ZM230 111H231V109H230ZM248 111H250V110H248ZM89 112H88V113H89ZM111 112H112V111H111ZM155 112H156V111H155ZM159 112H160V111H159ZM161 112H162V111H161ZM178 112H179V111H178ZM181 112H182V111H181ZM188 112H189V111H188ZM188 112L186 113V116H187V114H190V113H188ZM192 112H193V111H192ZM241 112L243 113V111H241ZM245 112H246V111H245ZM95 113H96V112H95ZM95 113H94V114H95ZM112 113H113V112H112ZM157 113H158V112H157ZM166 113H167V112H166ZM166 113H165V114H166ZM173 113H174V112H173ZM173 113H172V114H173ZM197 113H198V112H197ZM200 113H201V112H200ZM202 113H201V114H202ZM218 113H219V111H218ZM236 113H237V112H236ZM249 113H250V112H249ZM255 113H256V111H255ZM108 114H109V113H108ZM179 114H181V113L179 112ZM212 114H214V113H211V115H212ZM250 114H251V113H250ZM112 115H113V114H110V116H112ZM153 115H154V113H153ZM153 115H152V116H153ZM167 115H168V114H167ZM194 115H195V114H194ZM211 115H210V118H209V119L213 118V117H211ZM215 115H216V114H215ZM247 115H248V114H247ZM87 116H91V115H87ZM103 116H104V115H103ZM107 116L109 117V115H107ZM136 116H137V115H136ZM157 116H158V115H157ZM165 116H166V115H165ZM196 116H197V115H196ZM200 116H201V115H200ZM202 116H203V115H202ZM202 116H201V117H202ZM207 116H209V115H207ZM220 116H223V115H220ZM263 116H264V115H263ZM53 117H55V115H53ZM85 117H86V116H85ZM85 117H83V118H85ZM96 117L98 118V116H96ZM101 117H102V116H101ZM114 117H115V114H114ZM137 117H138V116H137ZM158 117H159V116H158ZM160 117H161V116H160ZM163 117H164V115H163ZM167 117H168V116H167ZM187 117H188V116H187ZM205 117H206V116H205ZM215 117H216V116H215ZM223 117H224V116H223ZM223 117H222V118H223ZM254 117H255V116H254ZM258 117H259V116H258ZM63 118H64V117H63ZM69 118H70V117H69ZM71 118H72V117H71ZM71 118H70V119H71ZM80 118H81V117H80ZM104 118H105V117H104ZM104 118H103V119H104ZM111 118H112V117H111ZM116 118H118V116H117ZM119 118H121V117H119ZM127 118H128V117H127ZM134 118H136V117H134ZM134 118H133V119H134ZM190 118H191V117H190ZM197 118H198V116H197ZM216 118H217V117H216ZM226 118H227V117H226ZM229 118H230V117H229ZM245 118H246V117H245ZM76 119H77V118H76ZM86 119H87V118H86ZM103 119H102V120H103ZM107 119H108L107 121H109V118H107ZM137 119H138V118H137ZM163 119H164V118H163ZM166 119H167V118H166ZM194 119H195V118H194ZM217 119H219V118H217ZM232 119H233V118H232ZM234 119H236V118H234ZM234 119H233V120H234ZM247 119H248V118H247ZM263 119H264V118H263ZM52 120H54V119H51V121H52ZM64 120H66V119H64ZM64 120H63V121H64ZM71 120H72V119H71ZM84 120H85V119H84ZM90 120H91V119H90ZM93 120H94V119H93ZM114 120H115V119H114ZM124 120H125V119H124ZM172 120H173V119H172ZM197 120H198V119H197ZM212 120H213V119H212ZM239 120H240V119H239ZM254 120H255V119H254ZM260 120H261V119H260ZM49 121H50V120H49ZM49 121H48V122H49ZM54 121H56V119H55ZM60 121H61V120H60ZM69 121H70V120H69ZM76 121H77V120H76ZM81 121H82V120H81ZM85 121H86V120H85ZM87 121H88V119H87ZM104 121H105V119H104ZM167 121H168V120H167ZM169 121H170V120H169ZM183 121H184V120H183ZM195 121H196V120H195ZM219 121H220V120H219ZM222 121H224V120H222ZM228 121H229V120H228ZM72 122H73V121H72ZM83 122H84V121H83ZM89 122H90V121H89ZM91 122H92V120H91ZM98 122H99V121H98ZM98 122H97V123H98ZM112 122H113V121H112ZM115 122H116V121H115ZM118 122H119V121H118ZM124 122H125V121H124ZM130 122H131V121H130ZM160 122H161V121H160ZM165 122H166V121H165ZM165 122H164V123H165ZM200 122H201V121H200ZM210 122H211V120H210ZM225 122H226V121H225ZM239 122H241V121H239ZM247 122H248V121H247ZM249 122H250V121H249ZM249 122H248V123H249ZM261 122H262V121H261ZM68 123H70V122H68ZM68 123H67V124H68ZM101 123H102V122H101ZM108 123H109V122H108ZM161 123H162V122H161ZM166 123H167V122H166ZM179 123H180V122H179ZM197 123H198V121H197ZM214 123H215V121H214ZM228 123H231V122H228ZM234 123H235V122H234ZM242 123H243V122H242ZM250 123H251V122H250ZM259 123H260V122H259ZM51 124H53V123H51ZM51 124L49 123V125H51ZM62 124H63V123H62ZM64 124H65V123H64ZM64 124H63V125H64ZM84 124H85V126H86V123H84ZM105 124H106V123H105ZM123 124H124V123H123ZM158 124H159V123H158ZM167 124H168V123H167ZM174 124H175V123H174ZM195 124H196V123H195ZM195 124H194V125H195ZM201 124H202V123H201ZM209 124H210V123H209ZM222 124H223V123H222ZM56 125H58V124H56ZM56 125H55V126H56ZM92 125H94V124H92ZM92 125H91V126H92ZM109 125H110V124H109ZM114 125H115V124H114ZM120 125H121V124H120ZM175 125H176V124H175ZM216 125H217V124H216ZM231 125H232V124H231ZM234 125H235V124H234ZM247 125H248V124H247ZM247 125H246V126H247ZM250 125H252V124H250ZM5 126H6V125H5ZM60 126L62 127L61 124H60ZM85 126H84V127H85ZM87 126H88V124H87ZM89 126H90V125H89ZM89 126H88V127H89ZM99 126H100V125H99ZM101 126H102V125H101ZM103 126H104V125H103ZM105 126H106V125H105ZM165 126H166V125H165ZM165 126L163 125V126H161V128H163V127H165ZM170 126H171V125H170ZM172 126H173V125H172ZM200 126H201V125H200ZM226 126H227V125H226ZM238 126H239V125H238ZM242 126H243V125H242ZM256 126H257V125H256ZM258 126L260 127V125H258ZM258 126H257V127H258ZM64 127H66V125H65ZM79 127H81V126H79ZM79 127H78V128H79ZM88 127H87V130H88ZM108 127H109V126H108ZM166 127H167V126H166ZM177 127H178V126H177ZM198 127H199V126H198ZM201 127H202V126H201ZM212 127H213V126H212ZM219 127H220V126H219ZM221 127H222V126H221ZM235 127H236V126H235ZM240 127H241V126H239V128H240ZM247 127H248V126H247ZM251 127H252V126H251ZM251 127H250V128H251ZM257 127H256L255 129H257ZM3 128H4V127H3ZM51 128H52V127H51ZM57 128H58V127H57ZM81 128H82V127H81ZM89 128H90V127H89ZM170 128H172V127H170ZM174 128H175V127H174ZM188 128H189V127H188ZM193 128H194V127H193ZM199 128H200V127H199ZM226 128L229 129L228 127H226ZM231 128H232V127H230V129H231ZM236 128H237V127H236ZM239 128H238V129H239ZM253 128H254V127H253ZM263 128H264V126H263ZM263 128H262V129H263ZM4 129H5V128H4ZM6 129H7V128H6ZM92 129H93V128H92ZM92 129H91V130H92ZM98 129H99V131L101 130V128H99V127H98ZM102 129H104V128L102 127ZM172 129H173V128H172ZM197 129H198V128L196 127L195 132L197 131ZM206 129H207V128H206ZM220 129H221V128H220ZM220 129H219V130H220ZM224 129H225V128H224ZM245 129H246V128H245ZM245 129H244V130H245ZM260 129H261V128H260ZM262 129H261V130H262ZM56 130H57V129H56ZM79 130H80V129H79ZM82 130H83V129H81V131H82ZM84 130H85V129H84ZM84 130H83V131H84ZM91 130L89 129V132H90ZM161 130H164V129H161ZM161 130H158V131H161ZM165 130H166V129H165ZM185 130H186V129H185ZM189 130H190V128H189ZM202 130H203V128H202ZM213 130H215V129H213ZM233 130H234V128H233ZM233 130H232V131H233ZM240 130H241V129H240ZM248 130H250V129H248ZM251 130H252V129H251ZM6 131H7V130H6ZM93 131H94V130H93ZM97 131H98V130H97ZM113 131H114V130H113ZM158 131H157V132H158ZM166 131H167V130H166ZM168 131H169V130H168ZM191 131L193 132L192 127H191ZM198 131H199V130H198ZM207 131H208V130H206V133H207ZM225 131H226V130H225ZM246 131H247V130H246ZM52 132H53V131H52ZM52 132H51V135H52ZM54 132H55V131H54ZM94 132H95V131H94ZM110 132H111V130H110ZM157 132H156V133H157ZM179 132H180V131H179ZM179 132L176 131V133H179ZM186 132H188V131H186ZM235 132H236V131H235ZM238 132H239V131H238ZM241 132H242V131H241ZM249 132H250V131H249ZM249 132H248V133H249ZM251 132H252V131H251ZM259 132H261V131H259ZM263 132H264V131H263ZM263 132H261V133H263ZM3 133H4V132H3ZM5 133H6V132H5ZM5 133H4V134H5ZM78 133H79V132H78ZM85 133H86V130H85ZM96 133H97V132H96ZM158 133H159V132H158ZM168 133H169V132H168ZM188 133H189V132H188ZM204 133H205V131H204ZM204 133H203V134H204ZM220 133H221V132H220ZM220 133H218V134H220ZM236 133H237V132H236ZM243 133H245V132H243ZM257 133H258V132H257ZM82 134H83V133H82ZM82 134H81V135H82ZM88 134H89V133H88ZM91 134H93V132H92ZM100 134H101V131H100ZM171 134H172V133H171ZM171 134H170V136H171ZM192 134H193V133H192ZM201 134H202V133H201ZM201 134H198V137H199V135H201ZM215 134H216V133H215ZM224 134H225V133H224ZM232 134H233V133H232ZM245 134H246V133H245ZM245 134H244V135H245ZM249 134H250V133H249ZM55 135H56V133H55ZM65 135H66V134H65ZM77 135H78V134H77ZM83 135H84V134H83ZM207 135H208V134H207ZM207 135H206V136H207ZM220 135H221V134H220ZM225 135H226V134H225ZM237 135H238V134H237ZM262 135H263V134H262ZM56 136H57V138H58L59 135H56ZM95 136H96V135H95ZM163 136H164V135H163ZM163 136H162L161 139L164 140ZM165 136H166V135H165ZM167 136H168V135H167ZM183 136H184V135H183ZM186 136H187V133H186ZM209 136H210V135H209ZM226 136H227V135H226ZM249 136H251V134H250ZM50 137H51V136H50ZM62 137H63V136H62ZM77 137H78V136H77ZM77 137H76V138H77ZM90 137H91V136H90ZM184 137H185V136H184ZM190 137H191V136H188V138H190ZM230 137H231V136H230ZM233 137H234V136H233ZM235 137H236V136H235ZM235 137H234V138H235ZM246 137H247V135H246ZM246 137H245V138H246ZM263 137H264V136H263ZM263 137H262V138H263ZM51 138H52V137H51ZM59 138L62 139L61 137H59ZM76 138H75V139H76ZM87 138H88V136H87ZM91 138H92V137H91ZM93 138H94V137H93ZM98 138H99V137H98ZM157 138H158V137H157ZM166 138H167V137H166ZM179 138H180V136H179ZM186 138H187V137H186ZM203 138H204V137H203ZM218 138H219V137H218ZM218 138H217V139H218ZM234 138H233V139H234ZM240 138H242V137H240ZM250 138H251V137H250ZM252 138H254V137H252ZM53 139H54V138H53ZM75 139H74V140H75ZM78 139H79V138H78ZM83 139L85 140V137H84ZM181 139H182V138H181ZM196 139H197V138H196ZM213 139H214V138H213ZM213 139H212V141H213ZM217 139H216L215 141H218ZM238 139H239V137H238ZM242 139H243V138H242ZM242 139H241V140H242ZM248 139H249V138H248ZM248 139H246V140L248 141ZM255 139H257V138H255ZM255 139H254V140H255ZM80 140L82 141V139H80ZM87 140H89V139H87ZM87 140H86V142H85V141H84V142H85V143H88ZM97 140H98V139H97ZM107 140H108V139H107ZM110 140H111V139H110ZM159 140H160V139H159ZM171 140H172V139H171ZM192 140H193V139H192ZM209 140H210V139H209ZM220 140H221V139H220ZM228 140H229V139H228ZM228 140H226V141H228ZM230 140H231V139H230ZM241 140H240V141H241ZM244 140H245V139H244ZM246 140H245V141H246ZM251 140H252V139H251ZM259 140H261V138H260ZM92 141H93V140H92ZM100 141H102V140H100ZM169 141H170V140H169ZM175 141H176V140H175ZM188 141H189V140H188ZM200 141H201V140H200ZM212 141H211V142H212ZM256 141H258V140H256ZM263 141H264V139H263ZM75 142H77V141H75ZM103 142H104V141H103ZM108 142H109V141H108ZM167 142H168V141H167ZM171 142H172V141H171ZM177 142H178V141H177ZM196 142H197V141H196ZM248 142H249V141H248ZM248 142H247V143H248ZM250 142H251V141H250ZM259 142H260V141H259ZM259 142H258V143H259ZM96 143H97V142H96ZM98 143H99V145H100V142H99V141H98ZM98 143H97V144H98ZM105 143H106V141H105ZM172 143H173V142H172ZM197 143H198V142H197ZM217 143H218V142H217ZM221 143H222V142H221ZM228 143H229V142H228ZM239 143H241V142H239ZM245 143H246V142H245ZM252 143H253V142H252ZM261 143H262V142H261ZM263 143H264V142H263ZM174 144H175V143H174ZM176 144L179 145L180 143H179V144L176 143ZM176 144H175V145H176ZM206 144H207V143H206ZM226 144H227V143H226ZM242 144H244V143H242ZM76 145H77V144H76ZM89 145H90V144H89ZM102 145H104V144H102ZM105 145H106V144H105ZM177 145H176V146H177ZM210 145H212V144H210ZM214 145H215V144H214ZM221 145H222V144H221ZM248 145H249V144H248ZM251 145L253 146V144H251ZM71 146H72V145H71ZM73 146H74V145H73ZM78 146H79V145H78ZM84 146H86V145H84ZM94 146H95V145H93V147H94ZM108 146H109V144H108ZM171 146H174V145H171ZM179 146H180V145H179ZM219 146H220V145H219ZM223 146H224V145H223ZM260 146H261V145H260ZM48 147H49V144H48ZM75 147H76V146H75ZM89 147H90V146H89ZM99 147H101V146H99ZM99 147L97 146V147H95V148H99ZM102 147H103V146H102ZM105 147H107V146H105ZM111 147H112V145H111ZM111 147H110V148H111ZM174 147H175V146H174ZM206 147H207V145H206ZM220 147H221V146H220ZM227 147H228V146H227ZM242 147H243V145H242ZM246 147H248V146L246 145ZM255 147H256V146H255ZM263 147H264V145H263ZM40 148H42V146H41ZM69 148H70V147H69ZM103 148H104V147H103ZM103 148H102V149H103ZM107 148H108V147H107ZM171 148H172V147H171ZM175 148H176V147H175ZM177 148H178V147H177ZM185 148H186V147H185ZM201 148H202V147H201ZM214 148H215V147H214ZM225 148H226V146H225ZM225 148H224V150H225ZM236 148H237V147H236ZM248 148H249V147H248ZM250 148H251V147H250ZM252 148H253V147H252ZM252 148H251V149H252ZM258 148H259V147H258ZM43 149H44V148H43ZM43 149H42V150H43ZM48 149H49V148H48ZM102 149H101V150H102ZM104 149H105V148H104ZM112 149H113V148H112ZM216 149H217V147H216ZM218 149H219V148H218ZM241 149H242V148H241ZM254 149H255V148H254ZM263 149H264V148H263ZM40 150H41V149H40ZM51 150H52V149H51ZM55 150H56V149H55ZM55 150H54V151H55ZM67 150H68V149H67ZM74 150H75V148H74ZM91 150H93V149H92V145H91ZM108 150H109V148H108ZM178 150H179V149H178ZM212 150H213V148H212ZM226 150H227V149H226ZM43 151H44V150H43ZM49 151H50V150H49ZM79 151H80V150H79ZM79 151H78V152H79ZM98 151H100V150H98ZM109 151H110V150H109ZM111 151H112V150H111ZM111 151H110V152H111ZM202 151H203V150H202ZM219 151H220V150H219ZM38 152H40V151H38ZM47 152H48V151H47ZM68 152H69V151H68ZM68 152L66 151V153H68ZM70 152H71V151H70ZM81 152H82V151H80V153H81ZM96 152H97V149H96ZM102 152H103V150H102ZM110 152L107 151L108 154H109ZM205 152H206V151H205ZM217 152H218V151H217ZM223 152H225V151H223ZM223 152H222V153H223ZM41 153H42V151H41ZM52 153H53V152H52ZM56 153H58V151H57ZM63 153H65V152H63ZM72 153H73V152H72ZM72 153H71V154H72ZM87 153H88V152H87ZM105 153H106V152H105ZM111 153H112V152H111ZM113 153H114V152H113ZM210 153H211V152H210ZM214 153H215V152H214ZM42 154H43V153H42ZM47 154H48V153H47ZM59 154L62 155V153H60V152L58 153V155H59ZM71 154H70V156H71ZM73 154H75V153H73ZM81 154H83V153H81ZM89 154H90V153H89ZM91 154H93V153L91 152ZM99 154H100V153H99ZM102 154H103V153H102ZM102 154H101V155H102ZM211 154L213 155V153H211ZM215 154H216V153H215ZM224 154H225V153H224ZM43 155H44V154H43ZM43 155H42V156H43ZM51 155H52V154H51ZM56 155H57V154H56ZM75 155H76V154H75ZM83 155H85V154H83ZM94 155H95V154H94ZM96 155H97V154H96ZM96 155H95V156H96ZM39 156H41V155H39ZM45 156H46V154H45ZM45 156H44L43 158H45ZM59 156H60V155H59ZM64 156H65V155H64ZM73 156H74V155H73ZM77 156H78V155H77ZM79 156H81V155H79ZM86 156H87V155H86ZM102 156H105V155H102ZM112 156H113V155H112ZM117 156H119V154H118ZM208 156H209V155H208ZM46 157H47V156H46ZM56 157H58V156H56ZM56 157H55V158H56ZM62 157H63V155H62ZM66 157H68V156H66ZM66 157H65V158H66ZM83 157H84V156H83ZM130 157H133V156H130ZM213 157H214L213 159H215V156H213ZM63 158H64V157H63ZM69 158H70V157H69ZM72 158H73V157H72ZM76 158H78V157H76ZM80 158H81V157H80ZM88 158H89V157H88ZM91 158H93V157H91ZM111 158H112V157H111ZM125 158H126V157H125ZM136 158H137V157H136ZM224 158H225V155H224ZM59 159H62V158H59ZM70 159H71V158H70ZM73 159H74V158H73ZM99 159H100V158H99ZM99 159H98V160H99ZM102 159H103L102 161H105V160H104L105 158L102 157ZM106 159H107V158H106ZM108 159L110 160V157H109ZM123 159H124V158H123ZM123 159H122V160H123ZM127 159H128L129 162H130V159H129V158H127ZM134 159H135V158H134ZM230 159H231V158H230ZM62 160H63V159H62ZM62 160H61V161H62ZM64 160H65V159H64ZM64 160H63V162H64ZM66 160H67V158H66ZM68 160H69V159H68ZM68 160L65 161V162H67V163H65V166H66V164H69V163H68V162H69ZM87 160H88V159H87ZM87 160H86V161H87ZM95 160H96V159H95ZM120 160H121V159H120ZM137 160H138V159H137ZM226 160H227V159H226ZM76 161H77V160H76ZM89 161H90V159H89ZM89 161H88V162H89ZM99 161H100V160H99ZM102 161H101V162H102ZM123 161H124V163L127 162V161H125V160H123ZM135 161H136V160H135ZM73 162H74V161H73ZM73 162H72V163H73ZM77 162H78V161H77ZM82 162H83V161H82ZM90 162H91V161H90ZM92 162H93V165H94V162H95L94 159H93ZM107 162L109 163L110 161H107ZM111 162H112V161H111ZM117 162H118V161L115 162V160H114V163H117ZM216 162H217V161H216ZM83 163H84V162H83ZM98 163H99V162H98ZM70 164H71V163H70ZM70 164H69V165H70ZM75 164H76V163H75ZM101 164H102V163H101ZM101 164H99V166H100ZM103 164H104V162H103ZM118 164H120V163H118ZM122 164H123V163H122ZM127 164H128V163H127ZM62 165L64 166L63 163H62ZM71 165H72V164H71ZM73 165H74V164H73ZM123 165H124V164H123ZM85 166H86V165H85ZM99 166H98L97 168H99ZM102 166H103V165H102ZM112 166H113V165H112ZM114 166H115V165H114ZM117 166H118V165H117ZM121 166H122V165H121ZM124 166H126V165H124ZM252 166H253V165H252ZM73 167H75V165H74ZM77 167H78V166H77ZM122 167H123V166H122ZM250 167H251V165H250ZM254 167H255V166H254ZM66 168H67V167H66ZM66 168H65V169H66ZM100 168H101V167H100ZM104 168H106V164H105V167H104ZM107 168H109V167H107ZM241 168H242V167H241ZM246 168H247V167H246ZM246 168H245V169H246ZM255 168H256V167H255ZM63 169H64V168H63ZM63 169L60 170V171L64 172ZM67 169H68V168H67ZM109 169H110V168H109ZM116 169H117V168H116ZM116 169H114V170L117 172ZM118 169H119V168H118ZM122 169H123V168H122ZM243 169H244V168H243ZM245 169H244V170H245ZM71 170H74V171H75V169H71ZM88 170H89V169H88ZM90 170H95V169L93 168V169H90ZM105 170H106V169H105ZM119 170H120V169H119ZM251 170H252V169H251ZM58 171H59V170H58ZM60 171H59V172H60ZM74 171H73V172H74ZM76 171H77V170H76ZM78 171H79V170H78ZM81 171H82V170H80V172H81ZM95 171H96V170H95ZM101 171H102V170H101ZM106 171H107V170H106ZM106 171H105V172H106ZM108 171H109V170H108ZM110 171H111V170H110ZM127 171H128V170H127ZM158 171H159V170H158ZM248 171H249V170H248ZM248 171L246 170V172H248ZM258 171H259V169H258ZM59 172H58V174H59ZM65 172H66V171H65ZM111 172H112V171H111ZM116 172H115V173H116ZM118 172H119V171H118ZM144 172H145V171H144ZM150 172H151V171H150ZM152 172H153V171H152ZM156 172H157V171H156ZM156 172H155V173L153 172V173L156 174ZM246 172H245V173H246ZM261 172H262V171H261ZM95 173H96V172H95ZM120 173H121V172H120ZM128 173H129V172H128ZM253 173H254V171H253ZM259 173H260V172H259ZM263 173H264V172H263ZM54 174H55V173H54ZM54 174H53V175H54ZM56 174H57V173H56ZM56 174H55V175H56ZM66 174H67V173H66ZM66 174H65V177H66ZM68 174H69V173H68ZM74 174H75V173H74ZM85 174H86V173H85ZM85 174H84V175H85ZM101 174H103V173L101 172ZM125 174H126V173H125ZM260 174H261V173H260ZM59 175H60V174H59ZM94 175H95V174H94ZM118 175H119V174H118ZM129 175L131 176L130 173H129ZM248 175H249V174L247 173L246 176H248ZM60 176H61V175H60ZM72 176H73V175H72ZM75 176H76V174H75ZM96 176H97V175H96ZM119 176H120V175H119ZM119 176H118V178H119ZM127 176H128V175H127ZM150 176H151V174H150ZM251 176H252V174H251ZM251 176H250V177H251ZM257 176H258V175H257ZM262 176H263V175H262ZM55 177H56V176H55ZM79 177H81V174H80ZM82 177H83V176H82ZM90 177H91V176H90ZM102 177H103V176H102ZM102 177H101V178H102ZM105 177H106V174H105ZM112 177H115V179H116V178H117V175H116V176L113 175ZM132 177H133V175H132ZM132 177H131V178H132ZM141 177H143V176H141ZM146 177H147V176H146ZM263 177H264V176H263ZM50 178H51V177H50ZM53 178H54V177H53ZM57 178H58V177H57ZM83 178H84V177H83ZM85 178H87V177L85 176ZM85 178H84V179H85ZM88 178H89V177H88ZM92 178H93V177H92ZM99 178H100V176H99ZM122 178H123V177H122ZM124 178H125V177H124ZM138 178H139V177H138ZM153 178H154V177H153ZM254 178H256V176H255ZM259 178H260V176H259ZM259 178H258V180H256V181H259V180H260ZM60 179H63V176H62V178H60ZM84 179H83V180H84ZM112 179H113V178H112ZM112 179H111V180H112ZM128 179H129V178H128ZM135 179H136V178H135ZM142 179H143V178H142ZM251 179H253V178L251 177ZM256 179H257V178H256ZM51 180H52V179H51ZM56 180H57V179H56ZM78 180L81 181V182H84V181H82L81 179H78ZM78 180H77V182H78ZM89 180L92 181L91 179H89ZM99 180H100V179H99ZM103 180H104V179H103ZM108 180H109V178H108ZM111 180H110V181H111ZM113 180H114V179H113ZM113 180H112V181H113ZM117 180H119V179H117ZM124 180H125V179H123V181H124ZM163 180H164V179H163ZM61 181H62V180H61ZM61 181H59V179H58V182H59V183H60ZM101 181H102V180H101ZM115 181H116V180H115ZM120 181H121V180H120ZM128 181H129V180H128ZM138 181H139V179L137 180V182H138ZM142 181H144V180H142ZM148 181H149V180H148ZM150 181H151V180H150ZM154 181H155V180H154ZM262 181H263V180H262ZM54 182H55V180H54ZM58 182L56 181L55 184H58ZM95 182H96V181H95ZM108 182H109V181H108ZM113 182H114V181H113ZM116 182H117V181H116ZM130 182H131V181H130ZM132 182H133V179H132ZM135 182H136V180H135ZM135 182H134V183H135ZM151 182H153V181H151ZM163 182H164V181H163ZM65 183H66V182H65ZM97 183H98V182H97ZM99 183H100V182H99ZM103 183H104V181H103ZM139 183H140V181H139ZM144 183H145V182H143V184H144ZM146 183H147V182H146ZM159 183H161V182H159ZM55 184H54V185H55ZM79 184H80V183H79ZM84 184H85V183H84ZM95 184H96V183H95ZM95 184H94V185H95ZM101 184H102V183H100V185H101ZM109 184H110V182H109ZM112 184H113V183H112ZM114 184H115V183H114ZM114 184H113V185H114ZM258 184H260V183H258ZM262 184H263V183H262ZM77 185H78V183H77ZM91 185H93V182H92ZM91 185H89V186H91ZM96 185H97V184H96ZM96 185H95V186H96ZM107 185H108V184H107ZM107 185H106V187H107ZM113 185H112V186H113ZM115 185H116V184H115ZM117 185H118V184H117ZM134 185H135V184H134ZM136 185H137V184H136ZM139 185H140V184H138V186H139ZM144 185H145V184H144ZM147 185H149V184H147ZM151 185H152V183H151ZM30 186H31V185H30ZM30 186H29V187H30ZM32 186H35V185L32 184ZM61 186H63V185H61ZM71 186H72V185H71ZM80 186H82V185L80 184ZM89 186H88V187H89ZM97 186H98V185H97ZM97 186H96V187H97ZM108 186H109V185H108ZM112 186H109V188H111ZM132 186H133V185H132ZM132 186H131V187H132ZM155 186H156V184H155ZM38 187H39V186H38ZM53 187H54V186H53ZM91 187H92V186H91ZM96 187H94V188H96ZM103 187H105V186H103ZM103 187H102V189H103ZM106 187H105V188H106ZM121 187H122V184H121ZM121 187H120V188H121ZM124 187H125V186H124ZM124 187H123V188H124ZM146 187H150V186H146ZM156 187H157V186H156ZM156 187H153V188H156ZM158 187H159V185H158ZM263 187H264V185H263ZM30 188H31V187H30ZM30 188H29V189L27 188V189H28V190H31ZM36 188H37V187H36ZM43 188L45 189V187H42L41 189L43 190ZM46 188H47V187H46ZM57 188H58V187H57ZM57 188H56V190H57ZM78 188H79V187H78ZM99 188H100V187H99ZM114 188H115V187H114ZM125 188L127 189L128 186L125 187ZM125 188H124V189H125ZM139 188L141 189V188H143V186H142V187H139ZM139 188H138V191H140ZM151 188H152V187H151ZM52 189H53V188H52ZM58 189H59V188H58ZM61 189H63V188H61ZM61 189H60V190H61ZM68 189H69V188H68ZM73 189H74V188H73ZM75 189H76V187H75ZM115 189H116V188H115ZM115 189H113V190H114V194L117 195L118 193H117V194L115 193V191H116L117 189H116V190H115ZM131 189H132V188H131ZM144 189H145V188H144ZM23 190H24V189H23ZM36 190H38V189H36ZM45 190H46V189H45ZM48 190H49V189H48ZM64 190H65V189H64ZM76 190H77V189H76ZM76 190H75V191H76ZM118 190H119V189H118ZM127 190H130V189H127ZM134 190H135V189H134ZM149 190H150V188H149ZM152 190H153V189H152ZM152 190H151V193L153 194ZM17 191H18V190H17ZM26 191H27V190H26ZM46 191H47V190H46ZM62 191H63V190H62ZM73 191H74V190H73ZM80 191H81V190H80ZM107 191H108V189H107ZM109 191H110V189H109ZM109 191H108V192H109ZM125 191H126V190H125ZM156 191H157V190H156ZM13 192H15V191H13ZM24 192H25V191H24ZM40 192H41V190H40ZM78 192H79V191H78ZM89 192H92V191H89ZM93 192H94V191H93ZM110 192H111V191H110ZM117 192H118V191H117ZM123 192H124V190H123ZM126 192H127V191H126ZM131 192H132V191H131ZM133 192H134V191H133ZM140 192H142V190H141ZM140 192H138V193L140 194ZM149 192H150V191H149ZM159 192H160V191H159ZM15 193H16V192H15ZM19 193H20V192H19ZM30 193H31V192H30ZM35 193H36V194H37V193L39 194V191H37V192H35ZM35 193L33 192V193H32V194H33L32 196H34ZM46 193H47V192H46ZM48 193H50V192H48ZM48 193L45 194V196L48 195ZM56 193H57V191H56ZM58 193H59V192H58ZM61 193H62V192H61ZM63 193H64V192H63ZM65 193H66V192H65ZM72 193H73V192H72ZM76 193H77V192H76ZM82 193H83V192H82ZM119 193H120V192H119ZM138 193H137V190H136L135 194H138ZM147 193H148V192H147ZM147 193H146V194H147ZM154 193H155V191H154ZM161 193H162V192H161ZM161 193H160V195H161ZM23 194H24V193H23ZM23 194H22V195H23ZM27 194H28V192L26 193V195H27ZM42 194H43V192H42ZM84 194H86V193H84ZM100 194H101V193H100ZM105 194H106V193H105ZM105 194H104V195H105ZM130 194H131V193H130ZM130 194H129V195H130ZM132 194H133V193H132ZM152 194H150V198H151V195H152ZM155 194H156V193H155ZM155 194H153V195H155ZM158 194H159V193H158ZM11 195H12V194H11ZM19 195H20V194H18V196H19ZM22 195H21V196H22ZM28 195H29V194H28ZM40 195H41V194H40ZM67 195H68V194H67ZM69 195H70V194H69ZM75 195H76V194H75ZM91 195H92V194H91ZM106 195H107V194H106ZM119 195H120V194H119ZM123 195H128V194L125 193V194H123ZM160 195H159V198H160ZM32 196H31V197H32ZM50 196H52V195H50ZM55 196L57 197L58 195H55ZM63 196H64V195H63ZM76 196L79 197L78 195H76ZM87 196H88V193H87ZM97 196H99V195H97ZM97 196H96V197H97ZM101 196H102V194H101ZM110 196H111V195H109V198L113 199V198L110 197ZM112 196H113V195H112ZM121 196H122V195H121ZM133 196H134V195H133ZM135 196H136V195H135ZM137 196H138V195H137ZM140 196H142V194H141ZM144 196L146 197L145 193H144ZM144 196H142V197H144ZM12 197H13V196H12ZM48 197H49V195H48ZM65 197H66V196H65ZM68 197H69V196H68ZM74 197H75V196H74ZM127 197H128V196H127ZM142 197H141V200H142ZM147 197H149L148 194H147ZM166 197H167V196H166ZM9 198H11V197H9ZM17 198H18V197H16V200H15V201H12V202H11V200H10V203L16 202V201H17ZM20 198H21V197H20ZM28 198H29V197H28ZM32 198H33V197H32ZM32 198H31V202H34V201H36V199H39L38 197H35V200H34V198H33V199H32ZM101 198H102V197H101ZM157 198H158V197H157ZM161 198H162V197H161ZM169 198H170V196H169ZM173 198H174V197H171V199H173ZM12 199H13V198H12ZM25 199H26V198H25ZM44 199H46V198H44ZM47 199L50 200V198H47ZM47 199H46V200H47ZM57 199H58V198H56V200H57ZM69 199H71V198H69ZM73 199H74V198H73ZM81 199H82V198H81ZM102 199H103V198H102ZM102 199H101V200H102ZM115 199H116V198H115ZM122 199H123V197H122ZM128 199H129V198H128ZM133 199H134V198H133ZM136 199H137V198H136ZM136 199H135V200H136ZM147 199H149V198H146V200H147ZM152 199H153V198H152ZM152 199H151V200H152ZM171 199H168V200H171ZM191 199L194 200L195 198H191ZM27 200H28V199H27ZM29 200H30V199H29ZM33 200H34V201H33ZM46 200H45V201H46ZM104 200L106 201L105 198H104ZM107 200H108V198H107ZM109 200H110V199H109ZM109 200H108V201H109ZM151 200H150V201H151ZM166 200H167V199H166ZM174 200H175V198H174ZM177 200H178V199H177ZM177 200H175V201H177ZM192 200H191V201H192ZM195 200H196V199H195ZM198 200H199V199H198ZM200 200H201V199H200ZM21 201L23 202L24 200H21ZM37 201H39V200H37ZM68 201H70V200H68ZM80 201H82V200H80ZM124 201H125V200H124ZM147 201H148V200H147ZM40 202H41V201H40ZM40 202H39V205H40ZM50 202H51V201H50ZM57 202H58V201H57ZM109 202H110V201H109ZM113 202H114V201H113ZM113 202H112V205H113ZM127 202H128V201H127ZM127 202H125V203H127ZM137 202H138V201H137ZM137 202H136V203H137ZM143 202H144V201H142L141 203L144 204ZM152 202H153V201H152ZM177 202H178V201H177ZM181 202H182V201H181ZM196 202H197V201H196ZM196 202H195V203H196ZM16 203H17V202H16ZM19 203H20V202H18L17 205H18ZM23 203H24V202H23ZM23 203H22V204H23ZM29 203H30V202H29ZM37 203H38V202H37ZM45 203H46V202H45ZM45 203L43 202V204H45ZM54 203H55V202H54ZM77 203H78V202H77ZM105 203H108V202L106 201ZM116 203H118V202H116ZM149 203H150V202H149ZM158 203H159V202H158ZM162 203H164V202H162ZM166 203H167V202H166ZM166 203H165V204H166ZM171 203H172V201H171ZM30 204H31V203H30ZM80 204H81V203H80ZM82 204H83V203H82ZM118 204H119V203H118ZM120 204L122 205V202H120ZM142 204H141V205H142ZM154 204H157V202L154 203ZM167 204H168V203H167ZM174 204H175V206H176L177 203H174ZM11 205H12V204H11ZM20 205H21V203H20ZM35 205H37V204L34 203L33 207H34ZM51 205H52V204H51ZM54 205H55V204H54ZM84 205H85V204H84ZM84 205H83V206H84ZM110 205H111V204H110ZM112 205H111V207H112ZM132 205H133V204H132ZM132 205H131V206H132ZM141 205H140V206H141ZM148 205H149V204H148ZM151 205H152V203H151ZM171 205H172V204H171ZM179 205H180V204H179ZM201 205H202V204H201ZM14 206H15V205H14ZM14 206H13V207H14ZM23 206L25 207V204H23ZM30 206H31V205H30ZM42 206H43V205H42ZM76 206H78V205H76ZM90 206H91V205H90ZM95 206H96V205H95ZM97 206H99V205H97ZM97 206H96V207H97ZM105 206H106V205H105ZM107 206H108V205H107ZM126 206H127V204H126ZM143 206H145V205H143ZM159 206H160V205H159ZM159 206L156 205V208L159 207ZM173 206H174V205H173ZM173 206H172V207H173ZM184 206H186V205H184ZM198 206H200V205H198ZM49 207H50V206H49ZM84 207L89 208L88 206H84ZM116 207H117V205H116ZM122 207H123V206H122ZM127 207H128V206H127ZM168 207H169V206H168ZM172 207H171V209H172ZM176 207H177V206H176ZM180 207H181V206H180ZM187 207H188V206H187ZM190 207H191V206H190ZM25 208H26V207H25ZM27 208H28V207H27ZM27 208H26V209H27ZM90 208H91V207H90ZM90 208H89V209H90ZM92 208H93V207H92ZM92 208H91V209H92ZM112 208H114V207H112ZM118 208H119V207H118ZM132 208H133V206H132ZM143 208H144V207H143ZM154 208H155V207H154ZM178 208H179V206H178ZM192 208H193V207H192ZM28 209H29V208H28ZM37 209H38V208H37ZM76 209H78V208H76ZM84 209H85V208H84ZM89 209H88V210H89ZM96 209H97V208H96ZM115 209L117 210V208H115ZM119 209H122V208H119ZM119 209H118V210H119ZM126 209H127V208H126ZM126 209H125V210H126ZM135 209H136V208H135ZM135 209H133V210H135ZM138 209H139V208H138ZM151 209H152V208H151ZM166 209H168V208H166ZM174 209H175V208H174ZM188 209H189V208H188ZM1 210H2V208H1ZM79 210H80V209H79ZM79 210H77V211H79ZM85 210H86V209H85ZM93 210H94V209H93ZM99 210H100V208H99ZM108 210L110 211V209H108ZM127 210H129V208H128ZM144 210H145V209H144ZM148 210H150V209H147V210H145V211H148ZM154 210H155V209H154ZM160 210H161V209H160ZM163 210H164V209H163ZM168 210H169V209H168ZM175 210H176V209H175ZM180 210H182V208H181ZM180 210H179V211L177 210V211L180 213ZM2 211H3V210H2ZM2 211H1V212H2ZM23 211H24V210H23ZM23 211H22V213L25 212V211H24V212H23ZM30 211H31V210H30ZM30 211H29V212H30ZM37 211H38V210H37ZM45 211H46V210H45ZM74 211H76V210L74 209ZM94 211H95V210H94ZM97 211H98V210H97ZM129 211H130V210H129ZM131 211H132V210H131ZM137 211H138V210H137ZM139 211H140V210H139ZM142 211H143V210H142ZM165 211H166V210H165ZM173 211H174V210H173ZM190 211H191V210H190ZM190 211H189V212H190ZM11 212H12V211H11ZM11 212H10V213H11ZM16 212H19V213H20V214H16V213L14 212L16 215H19V216H20V215L22 214L21 211H16ZM34 212H35V210H34ZM34 212H33V213H34ZM38 212H39V211H38ZM38 212H37V213H38ZM43 212H44V210H43ZM71 212H72V211H71ZM90 212H91V210H90ZM90 212H89V214H90ZM112 212H113V209H112ZM156 212H157V211H156ZM168 212H169V211H168ZM170 212L172 213V211H170ZM197 212H198V211H197ZM12 213H13V212H12ZM31 213H32V212H31ZM31 213H29V215H30ZM75 213L78 214L77 212H75ZM80 213H81V212H80ZM106 213H107V212L105 211L104 214H106ZM115 213H116V211H115ZM120 213H122V211H121ZM120 213H119V214H120ZM132 213H134V211H132ZM136 213H137V212H136ZM141 213H142V212H141ZM144 213H145L144 215H146V212H144ZM161 213H164V212H161ZM166 213H167V212H166ZM181 213H182V216H184L185 212H184V214H183V211H182ZM194 213H196V212H194ZM198 213H199V212H198ZM2 214H3V212H2ZM26 214H27V213H26ZM85 214H86V213H85ZM94 214H95V213H94ZM100 214H101V213H100ZM104 214H103V215H104ZM108 214H109V213H107V215H108ZM112 214L114 215V213H111V215H112ZM124 214H125V213H124ZM138 214H139V213H138ZM176 214H177V213H175V215H176ZM186 214H188V213H186ZM192 214H193V213H192ZM11 215H12V214H11ZM29 215H28V217H29ZM38 215H39V214H38ZM38 215H37V216H38ZM40 215H41V214H40ZM40 215H39V216H40ZM42 215H43V213H42ZM42 215H41V216H42ZM45 215H46V213H45ZM48 215H49V214H48ZM74 215H75V214H74ZM98 215H99V214H98ZM101 215H102V214H101ZM107 215H106V216H107ZM113 215H112V216H113ZM115 215H116V214H115ZM122 215H123V214H122ZM127 215H128V213H127ZM142 215H143V214H141V216H142ZM148 215H149V213H148ZM148 215H146V216H148ZM167 215H168V214H167ZM9 216H10V215L7 214V217L5 216L4 218L7 219ZM33 216L35 217V214H33ZM33 216H32V217H33ZM41 216H40V217H41ZM79 216H80V215H79ZM83 216L85 217V215H83ZM132 216H133V214L131 215V217H132ZM137 216H138V215H137ZM150 216H151V215H150ZM152 216H153V215H152ZM165 216H166V215H165ZM168 216H169V215H168ZM177 216H178V215H177ZM185 216H187V215H185ZM185 216H184V217H185ZM192 216H193V215H192ZM200 216H201V215H200ZM231 216H232V215H231ZM23 217H24V216H23ZM23 217H21V218H23ZM40 217H38V220H39ZM42 217L45 218L44 215H43ZM75 217H77V215H76ZM81 217H82V216H81ZM88 217H89V216H88ZM88 217H87V218H88ZM92 217H93V216H92ZM95 217H97V215H96ZM95 217H94V218H95ZM110 217H111V216H110ZM113 217H114V216H113ZM123 217H124V216H123ZM126 217H127V216H126ZM154 217H156V216H154ZM158 217H159V214H158ZM160 217H161V216H160ZM180 217H181V215H180ZM4 218H3V219H4ZM79 218H80V217H79ZM87 218H86V219H87ZM90 218H91V217H90ZM94 218L92 219L93 221L95 220ZM107 218H108V217H107ZM116 218H117V217H116ZM116 218H115V219H116ZM128 218H129V216H128ZM132 218H133V217H132ZM142 218H145V217H141V219H142ZM161 218H163V217H161ZM164 218H165V217H164ZM170 218H171V217H170ZM175 218H176V217H175ZM190 218H192V217L190 216ZM197 218H198V217H197ZM216 218H217V217H216ZM13 219H17V218H13ZM24 219H25V221H26V218H25V217H24ZM24 219H23V220H24ZM29 219H31V216L29 217ZM29 219H28V221H29ZM81 219H82V218H81ZM97 219H98V218H97ZM100 219L103 220V218H100ZM100 219H99V223H100ZM104 219H106V217H105ZM108 219L110 220V218H108ZM111 219L113 220L114 218H111ZM119 219H121V218L119 217ZM134 219H135V218H134ZM137 219H138V218H137ZM148 219H149V217H148ZM150 219H151V218H150ZM154 219H155V218H154ZM158 219H159V218H158ZM166 219H167V218H166ZM173 219H174V218H173ZM178 219H179V218H178ZM187 219H188V218H187ZM212 219H213V218H212ZM8 220H9V219H8ZM10 220H11V218H10ZM17 220H18V219H17ZM20 220H21V219H20ZM34 220H35V219H33V221H32V219H31L29 222H34ZM38 220H36V221H38ZM43 220H44V219H43ZM76 220H77V218H76ZM123 220H124V219H123ZM126 220H127V219H126ZM132 220H133V219H132ZM146 220H147V218H146ZM182 220H183V219H182ZM210 220H211V219H210ZM218 220H219V219H218ZM4 221H6V220H4ZM73 221H74V220H73ZM84 221H85V220H84ZM96 221H97V220H96ZM121 221H122V220H121ZM127 221H129V219H128ZM133 221H134V220H133ZM141 221H142V220H141ZM148 221H149V220H148ZM172 221H173V220H172ZM175 221H176V220H175ZM179 221H180V220H178V222H179ZM214 221H215V220H214ZM15 222H17V221H15ZM20 222H21V221H20ZM29 222H25V223H29ZM82 222H83V221H80V224H81ZM90 222H91V221H90ZM94 222H95V221H94ZM94 222H93V224H94ZM105 222H106V221H105ZM110 222H111V220H110ZM110 222H109V223H110ZM114 222H116V221H113V223H114ZM117 222H118V220H117ZM119 222H120V221H119ZM119 222H118V223H119ZM122 222H123V221H122ZM136 222H137V221H136ZM138 222H140V219H139ZM146 222H147V221H146ZM146 222H145V224L148 223V222H147V223H146ZM149 222H150V221H149ZM153 222H154V220H153ZM181 222H182V221H181ZM181 222H180V223H181ZM184 222H185V221H184ZM209 222H211V221H209ZM10 223H11V221H10ZM17 223H18V222H17ZM38 223H39V221H38ZM73 223H74V225H75V223H77V222H73ZM85 223H86V222H85ZM99 223H98V224H99ZM102 223H103V222H102ZM128 223H130V222H128ZM132 223H133V222H132ZM156 223H157V222H156ZM156 223H155V224H156ZM174 223H175V222H174ZM180 223H179L178 225H181ZM212 223H213V222H212ZM212 223H211V225H212ZM221 223H222V222H221ZM226 223H227V222H226ZM23 224H24V222H23ZM40 224H41V222H40ZM40 224H39V225H40ZM45 224H46V223H45ZM47 224H48V223H47ZM66 224H67V223H66ZM88 224H89V223H88ZM114 224H116V223H114ZM119 224H121V223H119ZM134 224H135V223H133V225H134ZM143 224H144V222H143ZM150 224H151V223H150ZM160 224H161V223H160ZM183 224H184V223H183ZM204 224H205V223H204ZM204 224H202V225H204ZM222 224H224V223H222ZM32 225H33V223H32ZM70 225H72V224H70ZM84 225H85V224H84ZM84 225H83V228H84ZM100 225H101V224H100ZM100 225H99V226H100ZM111 225H113V224H111ZM111 225H110V226H111ZM126 225H127V224H126ZM138 225H139V224H136V226H138ZM158 225H159V224H158ZM158 225H157V226H158ZM162 225H164V224H162ZM165 225H166V224H165ZM175 225H176V224H175ZM186 225H187V224H186ZM189 225H190V224H189ZM191 225H192V224H191ZM195 225H198V224H195ZM206 225H207V223H206ZM206 225H204L205 228H206ZM225 225H226V224H225ZM12 226H13V225H12ZM22 226H23V225H22ZM22 226H21V227H22ZM28 226H29V224H28ZM33 226H34V225H33ZM43 226H44V225H43ZM43 226H42V227H43ZM45 226H46V225H45ZM78 226H79V222H78ZM78 226H77V227H78ZM81 226H82V225H81ZM94 226H95V225H94ZM96 226H97V224H96ZM96 226H95V227H96ZM99 226H97V229H98ZM104 226H105V225H104ZM104 226H103L101 229H103ZM107 226H108V225H107ZM115 226H116V225H115ZM129 226H130V225H129ZM134 226H135V225H134ZM136 226L133 227V228H134L133 231H132V228H131V230H130V228H129L131 234H132V232H133V233L135 232V228H136ZM144 226H145V225H144ZM152 226H153V225H152ZM154 226H156V225H154ZM166 226H167V225H166ZM213 226H215L214 223H213ZM220 226H221V225H220ZM242 226H244V225H242ZM262 226H263V224H262ZM37 227H38V226H37ZM70 227H71V226H70ZM87 227H88V226H87ZM89 227H92V226H89ZM159 227L163 228V227L160 226V225H159ZM188 227H189V226H188ZM188 227H184V228H188ZM201 227H202V226H201ZM208 227H209V226H208ZM218 227H219V226H218ZM218 227H217V229H218ZM227 227H228V230H229L230 227H229V226H227ZM245 227H247V226H245ZM245 227H244V228H245ZM79 228H80V226H79ZM79 228H78V229H79ZM113 228H114V225H113ZM113 228H112V229H113ZM116 228H117V227H115L114 230H115ZM121 228H122V226H121ZM141 228H143V227H141ZM151 228H152V227H151ZM155 228H158V227H155ZM161 228H160V229H161ZM167 228H168V227H167ZM167 228H165V230L163 229L164 232H165V234H166V229H167ZM181 228L183 229L182 226H181ZM189 228H190V227H189ZM191 228H192V227H191ZM191 228H190V229H191ZM196 228H197V227H196ZM202 228H204V227H202ZM205 228H204V229H205ZM222 228H223V227H222ZM241 228H242V227H241ZM244 228H243V229H244ZM250 228H252V227H250ZM256 228H257V226H256ZM55 229H56V228H55ZM58 229H59V228H58ZM63 229H64V228H63ZM66 229H69V228H65V230H66ZM71 229H72V228H71ZM88 229H89V228H88ZM125 229H126V228H125ZM149 229H150V228H149ZM153 229H154V228H153ZM176 229H178V228H176ZM193 229H194V227H193ZM204 229H203V230H204ZM258 229H259V227H258ZM261 229H262V228H261ZM59 230H60V229H59ZM65 230H64V232H65ZM84 230H86V228H84ZM95 230H96V229H95ZM105 230H106V229H105ZM123 230H124V229H122V231H123ZM126 230H127V229H126ZM137 230H138V228H137ZM141 230H142V229H141ZM144 230H145V229H144ZM163 230H162V231H163ZM179 230H180V229H179ZM183 230H184V229H183ZM203 230L200 229V231H203ZM206 230H207V229H206ZM214 230H215V228H214ZM245 230H246V229H245ZM23 231H25V230H23ZM29 231H30V230H29ZM76 231H77V229H76ZM86 231H87V230H86ZM86 231H85L84 233H86ZM90 231H93V229L90 230ZM90 231H89V232H90ZM97 231H98V230H97ZM103 231H104V229H103ZM131 231H132V232H131ZM138 231H139V230H138ZM142 231H143V230H142ZM145 231H146V230H145ZM150 231H151V230H149V232H150ZM153 231H154V230H153ZM162 231L160 230V232H162ZM190 231H191V230H190ZM198 231H199V230H198ZM200 231H199V233H200ZM210 231H211V230H210ZM218 231H220V227H219V230H218ZM231 231H232V230H230V232H231ZM241 231H243V230H241ZM251 231L253 232V233H251V234H253V236H255L254 234L257 235V229H254V228H253V229H251ZM254 231H255V233H254ZM259 231H260V230H259ZM259 231H258V232H259ZM263 231H264V230H263ZM12 232H13V235H14V234H15L14 231H12ZM57 232H58V231H57ZM69 232H70V231H69ZM73 232H74V230H73ZM79 232H80V231H79ZM101 232H102V231H101ZM112 232H113V231H112ZM115 232H116V231H114V234H115ZM125 232H127V231H125ZM125 232H124V233H125ZM143 232H144V231H143ZM146 232H147V231H146ZM146 232H145V233H146ZM167 232H168V231H167ZM176 232H177V231H176ZM183 232H184V231H183ZM188 232H189V231H188ZM195 232H197V231H195ZM216 232H217V231H216ZM216 232H215V233H216ZM246 232H247V233H246ZM246 232L243 234V235H245V236H244L245 239H244V240L242 239L244 242H245L246 238H249V237L251 236V235H250L249 237H246L248 234H250L249 231H246ZM19 233H20V232H19ZM54 233H55V231L53 232V235H55V237H57V235L54 234ZM58 233H59V232H58ZM61 233H63V232H61ZM65 233H66V232H65ZM67 233H68V232H67ZM67 233H66V234H67ZM82 233H83V232H82ZM91 233H93V232H91ZM94 233H95V232H94ZM103 233H104V232H103ZM103 233H102V235H105V233H104V234H103ZM127 233H128V232H127ZM130 233H128V234H130ZM155 233H156V232H155ZM174 233H175V232H174ZM179 233H180V232H179ZM179 233H178V234H179ZM181 233H182V232H181ZM184 233H185V232H184ZM202 233H204V232H202ZM207 233H208V232H206V235H207ZM212 233H213V232H212ZM220 233H221V232H220ZM223 233H224V232H223ZM223 233H222V234H223ZM239 233H240V230H239ZM8 234H9V233L6 234L7 237H8ZM20 234H21V233H20ZM20 234H19V235H20ZM110 234H111V232H110ZM128 234H126V235H128ZM131 234H130V235H131ZM170 234H171V232L168 233V235H170ZM182 234H183V233H182ZM182 234H181V235H182ZM208 234H209V233H208ZM226 234H227V237H228V235H230V233H228V232H227ZM258 234H259V233H258ZM263 234H264V233H263ZM1 235L3 236L4 234H0V236H1ZM73 235H74V234H73ZM73 235H71V236H73ZM78 235H80V233H79ZM78 235H77V237H79ZM87 235H88V233H87ZM89 235H90V234H89ZM89 235H88V236H89ZM112 235H113V234H112ZM116 235H117V233H116ZM124 235H125V234H124ZM126 235H125V236H126ZM132 235H133V234H132ZM158 235H159V234H158ZM176 235H177V234H176ZM179 235H180V234H179ZM184 235H185V234H184ZM195 235H196V234H195ZM200 235H201V234H200ZM202 235H203V234H202ZM202 235H201V236H202ZM214 235H215V234H214ZM214 235H213V236H214ZM216 235H217V234H216ZM220 235H221V234H220ZM223 235H224V234H223ZM235 235H236V234H235ZM64 236H65V235H64ZM64 236H63V237H64ZM68 236H69V235H68ZM74 236H75V238H76V235H74ZM74 236H73V237H74ZM82 236H83V235H82ZM84 236H85V235H84ZM84 236H83V238H84ZM91 236H92V234H91ZM100 236H101V233H100V231H99V236H98L99 239H101ZM106 236H107V235H106ZM125 236H124V237H125ZM134 236H136V235H134ZM139 236H141V235H139ZM170 236H171V238H172L173 234L170 235ZM201 236H200V237H201ZM253 236H252V237H253ZM257 236H258V235H257ZM4 237H5V235H4ZM61 237H62V236H61ZM94 237H95V234H94V236H93L92 238H94ZM96 237H97V236H96ZM102 237H103V236H102ZM124 237H122V238H124ZM126 237L129 238L128 236H126ZM137 237H138V236H137ZM141 237H143V236H141ZM161 237H162V235H161ZM174 237H175V235L173 236V238H174ZM180 237H181V236H180ZM180 237H179V238H180ZM197 237H198V235H197ZM206 237H208V235H207ZM210 237H211V236H210ZM223 237H224V236H223ZM227 237H226V238H227ZM234 237H235V236H234ZM234 237H233V238H234ZM259 237H260V236H259ZM262 237H263V236H262ZM262 237H261V238H262ZM9 238H10V237H9ZM69 238H70V237H69ZM80 238H81V237H80ZM86 238H87V237H86ZM88 238H89V237H88ZM117 238H118V237H117ZM127 238H126V240H128ZM133 238H135V237H133ZM144 238H145V237H144ZM146 238H147V237H146ZM146 238H145V239H146ZM159 238H160V237H159ZM165 238H167V237H165ZM168 238H169V237H168ZM168 238H167V239H168ZM173 238H172V239H173ZM176 238H177V237H176ZM176 238H174V239H176ZM224 238H225V237H224ZM230 238H231V237H230ZM233 238H232V239H233ZM242 238H243V237H242ZM254 238L256 239V237H254ZM257 238H258V237H257ZM11 239H12V234H11ZM63 239H64V238H63ZM103 239H105V236H104ZM130 239H132V238L130 237ZM136 239H137V238H136ZM136 239H134L135 242H136ZM167 239H166V240H167ZM172 239H171V242H172ZM174 239H173V242L175 241ZM182 239H183V238H182ZM182 239H181V240H182ZM196 239H197V238H196ZM207 239H209V238H207ZM207 239H206V240H207ZM219 239H220V237H219ZM227 239H229V238H227ZM232 239H231V241H232ZM250 239L252 240L253 238L250 237ZM54 240H55V239H54ZM57 240H58V239H57ZM59 240L63 242V240H61V239H59ZM72 240H73V239H72ZM74 240H75V239H74ZM78 240H79V239H78ZM90 240H92V239H90ZM97 240H98V239H97ZM137 240H140V239H137ZM150 240H151V239H150ZM157 240H158V239H157ZM164 240H165V239H164ZM191 240H192V239H191ZM193 240H194V239H193ZM193 240H192V241H193ZM199 240H201V238H200ZM210 240H211V239H210ZM223 240H224V239H223ZM225 240H226V239H225ZM229 240H230V239H229ZM236 240H237V239H236ZM248 240H249V239H248ZM259 240H260V239H259ZM70 241H71V240H70ZM76 241H77V240H76ZM82 241L85 242V240H82ZM92 241H94V240H92ZM92 241H91V242H92ZM105 241H107V238H106ZM110 241H111V240H110ZM162 241H163V239H162ZM177 241H178V240H177ZM184 241H185V240H183V242H184ZM202 241L204 242V240H202ZM212 241H213V240H212ZM233 241H234V240H233ZM255 241H256V240H255ZM72 242H73V241H72ZM79 242H80V240H79ZM89 242H90V241H89ZM101 242H102V241H101ZM101 242H100V243H101ZM119 242H120V241H119ZM119 242H118V243H119ZM127 242H128V241H127ZM127 242H125V243H127ZM131 242H132V240H131ZM131 242H130V243H131ZM135 242H134V243H135ZM169 242H170V240H169ZM173 242H172V243H173ZM175 242H176V241H175ZM193 242H194V241H193ZM193 242H192V243H193ZM198 242H199V241L197 240V243H198ZM206 242H207V241H206ZM208 242H209V241H208ZM218 242H220V241H218ZM224 242H225V241H224ZM227 242H228V241H227ZM238 242H241V240L239 241V239H238ZM253 242H254V240H253ZM3 243H6V242H3ZM60 243H61V242H60ZM68 243H69V242H68ZM73 243H74V242H73ZM86 243L88 244V242H86ZM92 243H93V242H92ZM92 243H91V246H94V245H92ZM95 243H97V242H95ZM100 243H99V244H100ZM102 243H104V241H103ZM102 243H101V244H102ZM107 243H109V242H107ZM107 243H106V244H107ZM148 243H149V242H148ZM163 243H164V242H163ZM165 243H166V242H165ZM186 243H187V242H186ZM186 243H184L185 246H186ZM192 243L190 242L191 245H193ZM215 243H217V242H215ZM225 243H226V242H225ZM48 244H49V243H48ZM51 244H52V243H51ZM79 244H80V243H79ZM81 244H82V243H81ZM93 244H94V243H93ZM112 244H113V243H112ZM138 244H139V243H138ZM153 244H154V243H153ZM170 244H171V243H169V246H171ZM173 244H174V246L176 245V247L178 246L176 243H173ZM182 244H183V243H182ZM188 244H189V242H188ZM220 244H223V243H220ZM230 244H231V243H230ZM247 244H251V242L249 243V242L247 241ZM252 244H253V243H252ZM62 245H63V244H62ZM66 245H67V243H66ZM72 245H73V244H72ZM72 245H71V246H72ZM96 245H97V244H96ZM96 245H95V246H96ZM127 245H128V244H127ZM131 245H132V244H131ZM131 245H128V246L132 247L133 245H132V246H131ZM143 245H144V244H143ZM143 245H142V248H144ZM160 245H161V244H160ZM162 245H164V244H162ZM179 245H180V244H179ZM191 245H189V246H191ZM195 245H197V244H194V246H195ZM198 245L201 246V243L198 244ZM202 245H204V244L202 243ZM205 245H206V244H205ZM205 245H204V247H206ZM216 245H217V244H216ZM224 245H225V244H224ZM235 245H236V244H235ZM238 245H239V243H238ZM242 245H243V243H242ZM255 245H256V244H255ZM255 245H254V246H255ZM257 245H258V244H257ZM4 246H5V245H4ZM41 246H42V245H40L39 247H41ZM50 246H51V245H50ZM64 246H65V245H64ZM64 246H63V247H64ZM73 246H74V245H73ZM73 246H72V247H73ZM76 246H77V245H76ZM78 246H79V245H78ZM78 246H77V247H78ZM91 246H90V247L87 246V247L91 248ZM97 246H99V245H97ZM101 246H102V245H101ZM104 246H105V249H107V248H106V245H104ZM112 246H114V245H112ZM112 246H111V247H112ZM122 246H123V245H122ZM134 246H136V245H134ZM134 246H133V247H134ZM169 246H168V247H169ZM174 246H173V247H174ZM213 246H215V245H213ZM219 246H220V245H219ZM225 246H226V245H225ZM225 246H224V247H225ZM228 246H229V244H228ZM231 246H232V245H231ZM243 246H244V245H243ZM246 246H247V248H249V247H248L249 245H246ZM252 246H253V245H252ZM5 247H6V246H5ZM55 247H56V246H55ZM61 247H62V246H61ZM87 247H86V248H87ZM108 247H109V246H108ZM111 247H109L108 249H111ZM120 247H121V246H120ZM123 247H124V246H123ZM126 247H127V246H126ZM130 247H129V248H130ZM137 247H139V246H137ZM150 247H151V244H150ZM150 247L148 246L147 248L151 249ZM152 247H154V246H152ZM163 247H164V246H163ZM178 247H179V246H178ZM195 247H196V246H195ZM201 247H203V246H201ZM208 247H209V245H208ZM210 247H211V246H210ZM232 247H233V246H232ZM236 247H237V246H236ZM42 248H43V247H42ZM42 248H41V249H42ZM50 248H51V247H50ZM53 248H54V247H53ZM56 248H57V247H56ZM69 248H70V247H69ZM74 248H75V247H74ZM83 248H84V247H83ZM83 248H82L81 250H83ZM86 248H85V249H86ZM97 248H98V247H97ZM97 248L94 247V249H96V252H97V250H98ZM102 248H103V246L100 247L99 249H100V250H103L104 248H103V249H102ZM124 248H125V247H124ZM124 248H123V249H124ZM142 248H141V249H142ZM158 248H159V247H158ZM158 248H155V249H158ZM180 248H181V247H180ZM243 248H244V247H243ZM254 248H256V247H253V249H254ZM41 249H40V250H41ZM47 249H48V247H47ZM59 249H60V248H59ZM59 249H58V250H59ZM62 249H63V248H62ZM78 249H80V248H78ZM105 249H104V251H105ZM113 249H114V248H113ZM132 249H134V248H132ZM135 249H136V248H135ZM145 249H146V248H145ZM149 249H148V250H149ZM155 249H154V250H155ZM159 249H160V248H159ZM166 249H167V248H166ZM170 249L172 250V247L168 249V252H169ZM174 249H175V248H174ZM183 249H185V247H184ZM190 249H191V248H190ZM197 249H198V248H197ZM197 249H194V250H197ZM199 249H200V248H199ZM213 249H214V248H213ZM218 249H221V246H220V248H218ZM218 249L216 250V252L218 251ZM223 249H224V248H223ZM223 249H221V251H222ZM225 249L227 250V248H225ZM225 249H224V250H225ZM229 249H230V246H229ZM229 249H228V250H229ZM239 249H240V248H239ZM258 249H259V248H258ZM42 250H43V249H42ZM67 250H68V248H67ZM187 250H188V249H187ZM187 250H185V251H187ZM204 250H205V249H204ZM206 250H207V249H206ZM224 250H223V251H224ZM226 250H225V251H226ZM231 250L233 251V249H231ZM248 250H249V249H248ZM250 250L252 251L251 248H250ZM254 250H255V249H254ZM256 250H257V249H256ZM263 250H264V249H263ZM47 251H49V252H48V254H49V253H50V249L47 250ZM54 251H55V250H54ZM72 251H73V250H72ZM75 251H76V250H75ZM92 251H93V250H91V252H92ZM104 251H103V252H104ZM120 251H121V250H120ZM131 251H132V250H131ZM144 251H146V250H144ZM152 251H153V250H152ZM160 251H162V250H160ZM179 251H180V250H179ZM201 251H202V250H201ZM221 251L219 252V254L221 255V258H222L223 255H225V256L222 258L223 261H224V260L227 261L228 258L232 257V254H230L229 252H228L227 254H228V255H231L230 257H228V255L226 256L225 253H226L227 251H226V252H225V251L222 252L223 254L221 253ZM229 251H230V250H229ZM232 251H230V252L232 253ZM235 251H236V250H235ZM235 251H234V252H235ZM240 251H241V250H240ZM44 252H45V251H44ZM57 252L60 253V252H62V251H60V252L57 251ZM78 252H79V251H78ZM84 252H85V250H84ZM88 252H89V251H88ZM91 252H89L91 255H92V253H95V252H92V253H91ZM99 252H101V251H99ZM99 252H98V253H99ZM103 252H102V253H103ZM109 252H110V250H109ZM117 252H118V250H117ZM123 252H124V251H123ZM125 252H126V251H125ZM128 252H129V251H128ZM136 252H137V251H136ZM138 252H139V250H138ZM148 252H149V251H148ZM148 252H146V253H148ZM154 252H155V251H154ZM162 252H163V251H162ZM162 252H161V253H162ZM168 252H166V253H167L166 256H164V255L162 256V258H164V259H162V258L160 257V261H159V260H158V261H159L160 263H161V261H163V264H175V263H177L176 258H178V257H174L175 255H173V254H168ZM180 252H181V251H180ZM202 252H203V251H202ZM237 252H238V251H236L235 253H237ZM243 252H244V251H243ZM260 252H261V251H260ZM260 252H259V253H260ZM40 253H41V251H40ZM40 253H39V255H40ZM58 253H57V254H58ZM64 253H65V252H64ZM71 253H72V252H71ZM73 253H75V252H73ZM76 253H77V252H76ZM76 253H75V254H76ZM118 253H119V252H118ZM131 253H132V252H131ZM134 253H135V252H134ZM142 253H143V252H142ZM144 253H145V252H144ZM169 253H171V251H170ZM176 253H177V251H176ZM181 253H182V252H181ZM187 253H189V250H188ZM197 253H198V252H197ZM209 253H210V252H209ZM214 253H215V252H214ZM214 253L212 252V254H214ZM238 253H239V252H238ZM238 253H237V255H238ZM13 254H14V253H13ZM44 254H45V253H44ZM51 254H52V253H51ZM62 254H63V252H62ZM62 254H61V255H62ZM81 254H82V253H81ZM126 254H128V253L126 252ZM139 254L141 255L140 252H139ZM150 254H151V253H150ZM163 254H165V253L163 252ZM179 254H180V253H179ZM185 254H186V253H185ZM189 254H192V253H189ZM201 254H202V253H201ZM207 254H208V253H207ZM217 254H218V252H217ZM219 254H218V255H219ZM262 254H263V253H262ZM42 255H43V254H42ZM46 255H47V254H46ZM46 255H45V257H47ZM54 255H55V253H54ZM67 255H68V254H67ZM71 255H72V254H71ZM77 255H78V254H77ZM77 255H76V256H77ZM86 255H88V253H87ZM98 255H99V254H98ZM102 255H103V254H102ZM105 255H106V254H105ZM116 255H117V254H115V256H116ZM147 255H148V254H147ZM151 255H152V254H151ZM153 255H155V253H154ZM234 255H235V254H233V256H234ZM240 255H241V259H242V257H243L244 259H246V257H247V256L244 257L242 254H240ZM245 255H246V254H245ZM256 255H257V254H256ZM258 255H261V254H258ZM8 256H9V255H8ZM8 256H7V257H8ZM10 256H11V255H10ZM57 256H58V255H57ZM59 256H60V254H59ZM62 256H63V255H62ZM68 256H69V255H68ZM82 256H83V255H82ZM103 256H104V255H103ZM112 256H113V255H112ZM118 256H119V255H118ZM127 256H128V255H127ZM127 256L125 255V260H128V259H126ZM134 256H135V255H134ZM136 256H138V254H137ZM142 256H143V255H142ZM157 256H158V255H157ZM181 256H182V255H181ZM181 256H179V258H181ZM183 256H184V254H183ZM187 256H188V255H187ZM187 256H186V257H187ZM192 256L194 257V255H192ZM196 256H197V255H196ZM199 256H200V254H199ZM211 256H213V255H211ZM211 256H209V257H211ZM214 256H215V255H214ZM261 256H263V255H261ZM14 257H15V256H14ZM49 257H50V256H49ZM64 257L67 258L65 255H64ZM72 257H73V255H72ZM86 257H87V256H86ZM129 257H131V256H129ZM144 257H145V256H144ZM155 257H156V255H155ZM202 257H204V256L202 255ZM217 257H218V256H216V260H217ZM225 257H227V258H225ZM236 257H238V256H234V258H236ZM251 257H252V256H251ZM255 257H256V256H255ZM263 257H264V256H263ZM263 257H262V258H263ZM42 258H43V257H42ZM58 258H59V257H58ZM61 258H62V257H61ZM68 258H69V257H68ZM75 258H76V257H75ZM80 258H81V256H80ZM107 258H108V257H107ZM107 258H106V259H107ZM110 258H111V257H110ZM117 258H118V257H117ZM131 258H132V257H131ZM134 258H135V257H134ZM146 258H147V257H146ZM146 258H145V261H146ZM151 258H152V257H151ZM183 258H184V259H188V257H187V258L183 257ZM183 258H182V259H183ZM191 258H192V257H191ZM195 258H196V257H195ZM205 258H206V257H205ZM205 258H204V260H205ZM253 258H254V257H253ZM262 258L260 257V259H262ZM4 259H5V258H4ZM6 259H7V258H6ZM11 259H12V258H11ZM45 259H46V258H45ZM45 259H44V261L47 260V259H46V260H45ZM50 259H51V258H50ZM73 259H74V257H73ZM90 259H91V258H90ZM99 259H101V258H99ZM115 259H116V257H115ZM121 259H122V258H121ZM132 259H133V258H132ZM135 259H137V258H135ZM155 259H156V258H155ZM207 259H208V258H207ZM230 259H231V260H230ZM230 259L228 260L229 262L232 261V260H234L233 258H230ZM236 259H237V260H238V259L241 260L240 258H236ZM258 259H259V258H258ZM258 259H257V260H258ZM263 259H264V258H263ZM2 260H3V258L1 259V261H2ZM7 260H9V259H7ZM54 260H55V259H54ZM56 260H57V259H56ZM56 260H55V262H56ZM58 260H59V259H58ZM66 260L70 262L71 259H69V260L66 259ZM66 260H63V261H66ZM84 260H85V259H84ZM87 260H89V258H88ZM113 260H114V259H113ZM116 260H117V259H116ZM191 260H192V259H191ZM204 260L202 261V263L204 262ZM209 260H210V259H209ZM247 260H248V259H247ZM251 260H252V259H251ZM255 260H256V259H255ZM51 261H52V259H51ZM77 261H78V259H77ZM81 261H82V259H81ZM85 261H86V260H85ZM90 261H91V260H90ZM90 261H89V262H90ZM92 261H93V259H92ZM92 261H91V262H92ZM109 261H110V260H109ZM111 261H112V260H111ZM132 261H133V260H132ZM139 261H141V260H139ZM184 261H185V260H184ZM198 261H199V260H198ZM213 261H214V263H216L215 260L213 259V260L211 261V264H213ZM217 261H218V260H217ZM219 261H220V260H219ZM219 261H218V262H219ZM223 261H220L221 264H222ZM235 261H236V260H235ZM244 261H245V263H246V260H244ZM244 261H243V262H244ZM5 262H7V261H5ZM41 262H42V261H41ZM72 262H73V261H72ZM101 262H102V264H103L104 261L102 260ZM114 262H115V261H114ZM119 262H120V261H119ZM133 262H134V261H133ZM133 262H132V263H133ZM136 262H138V261H136ZM147 262H148V261H147ZM150 262H151V261H150ZM154 262H155V261H154ZM154 262H153L152 264H154ZM156 262H157V261H156ZM159 262H158V263H159ZM180 262H182V261H180ZM186 262H187V261H186ZM218 262H217V263H218ZM236 262H237V261H236ZM253 262H254V261H253ZM0 263L3 264V262H0ZM37 263H38V262L36 261V264H37ZM47 263H48V262H47ZM52 263H53V262H52ZM59 263H60V262H59ZM64 263H67V262H64ZM74 263H75V261H74ZM77 263H78V262H76V264H77ZM80 263H81V262H80ZM85 263H86V262H85ZM94 263H95V261H94ZM97 263H98V261H97ZM106 263H107V262H106ZM109 263H110V262H109ZM109 263H108V264H109ZM112 263H113V262H112ZM117 263H118V262H117ZM125 263H126V262H125ZM160 263H159V264H160ZM205 263H206V262H205ZM217 263H216V264H217ZM225 263H226V262H224L223 264H225ZM233 263L235 264V262L232 261V264H233ZM237 263H238V262H237ZM237 263H236V264H237ZM245 263H244V264H245ZM255 263H256V262H254V264H255ZM257 263H258V262H257ZM9 264H10V262H9ZM44 264H45V263H44ZM60 264H61V263H60ZM67 264H68V263H67ZM70 264H71V262H70ZM83 264H84V263H83ZM91 264H93V263H91ZM126 264H127V263H126ZM130 264H131V263H130ZM134 264H135V263H134ZM150 264H151V263H150ZM156 264H157V263H156ZM161 264H162V263H161ZM179 264H180V263H179ZM181 264H182V263H181ZM183 264H185V263H183ZM186 264H187V263H186ZM199 264H200V262H199ZM206 264H207V263H206ZM218 264H219V263H218ZM226 264H227V263H226ZM247 264H252V263H250V261H249V263H247ZM263 264H264V263H263Z\"/></svg>",
	"mask_w": 264,
	"mask_h": 264
}]
</instances>
